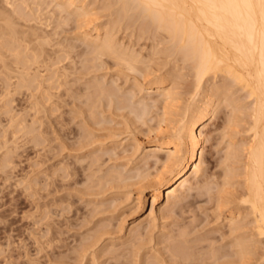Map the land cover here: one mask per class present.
Wrapping results in <instances>:
<instances>
[{
  "label": "bare ground",
  "instance_id": "6f19581e",
  "mask_svg": "<svg viewBox=\"0 0 264 264\" xmlns=\"http://www.w3.org/2000/svg\"><path fill=\"white\" fill-rule=\"evenodd\" d=\"M85 0H0V84L1 85H3L4 84V86H5V91H4V93H7V96H8V94L10 93V91L11 90H19V91H22V90H25V92L26 93H28L27 92V90L28 91H30V88H32V90H34V89H40L41 90V88L42 89H44V92L42 91L41 93H42V96H43V94L45 95L46 93V91H47V89H49L48 91H53V89H54V91H55V89L57 90V89H59L60 87L59 86H61V87H63L64 88V85H66V83L64 82L65 80H66V78H67V74H68V71H69V69H66V67L68 68L69 67V64H70V62L69 61H71V58L73 57V56H75V55H71V53L72 52H76V48L78 47V46H80V50L78 51V53L80 54L81 52L80 51H82L83 53H84V51H85V54H83V55H85L84 56V58L86 59L87 58V60H89V61H91L90 60V58L88 59V57H87V55H88V51H86V48H87V46L86 45H88V46H90L89 48L91 49L90 50V52H92V53H90L91 55L93 54V60H97L98 62H99V59L101 60L100 62V64L102 65L103 63L102 62H104L105 63V66H106V64H107V60L108 59H110V60H112L114 63H113V65H112V61H109L110 63H111V65L113 66V67H116V64L117 65H119V67L121 66V68L122 69H124V72H125V70H127V71H131V72H135L136 74H139V76L137 75V78H136V75H135V77H134V82H133V84H131V85H133L132 87H134L135 86V88H132L131 89V92H132V94L135 92L136 93V91H138V93L136 94L137 96H138V94H139V92L141 93V91L143 90V89H145V88H143V86L144 85H146L147 86V88L150 90L149 92H155L156 94L154 95V93H153V95L155 96V98H152V102H157V101H159L161 104H160V107H161V105H162V110L164 111H160V112H162V113H159V115L162 117V119L163 120H158V119H161V117L160 118H158V116H157V121H159V124L161 123V125H163L162 124V122L163 121H166L167 119V121L168 122H170L171 123V121H169V119H171V118H169L172 114V112H171V110H170V108L171 107H173V106H175V105H177V104H175V100H176V102L178 101V99L177 98H179V97H181L182 96V94H180V93H183L184 92V90H186L188 87V85L187 86H185L186 87V89H183L182 87H184V86H182L181 87V85L180 84H185V83H183V79L181 78V76H182V74L184 73L183 72V66L182 67H180L179 66V64L177 63L178 61H181V63L182 62H185L184 64H189L190 66H191V68H192V71H193V73H188V74H190V76L188 75H185V74H187V71H186V73L184 74L187 78H191L193 75V77H194V79L192 78V79H189V80H192V82H190L187 78H185V77H183V78H185L188 82H189V84H191V83H193V85H192V89L190 90L191 92L189 93V96L187 97V94H186V92H184L183 94L187 97V100H183V101H185V103L182 101V99H181V101L183 102V106H181L180 108L178 107V108H176L177 110V114L176 115H178V116H176L175 118L176 119H174L173 120V123H171L170 125H169V128L165 131V129H164V127H166L167 125V123L165 122L164 123V127H162L163 129H164V131H162L161 129V126H159V124H158V122H157V126H156V129H152L151 128V132H150V129H149V131H148V133L150 134V135H152V138L149 140V141H147L148 143H147V145L145 146V147H139V145H137V144H139V143H134L133 142V140H131L130 138V141H129V143L131 144V141H132V143H134L133 145H135V146H131L130 144H128L127 142H125V143H127V145H130V148L129 149H131V147L133 148V147H135V149H133L134 150V152H136L137 154H138V151H140L139 152V157L137 158V160L136 161H138L137 162V167L135 168V163H134V168L136 169V171H135V169H132L133 171H135V175L134 174H130L129 176H128V174L126 175V176H128V177H126L125 175V177L126 178H124V176H123V174H121L122 173V171L124 172V171H127V173H129L128 171L129 170H125L126 168H125V166H123L122 167V171L117 175L116 174V167H115V169L112 167L113 165H115V164H111L112 166V168L109 166V168H110V170L111 169H114V172L115 173H113V174H116L117 175V177L118 178H116V175H113V174H111V175H113L114 177H112L111 175V177L115 180V179H117V181L119 180L120 182H122V183H125V185H123V186H125L126 187V185H127V189H129V188H132L131 186H133V187H137L138 189H137V196H136V198H135V204L134 203H132V204H134L135 205V207L133 206V210H134V212H136V211H138V210H140L141 208H142V206H143V204H144V199H145V197H149L150 198V200H151V204H150V206H149V208H148V211L146 212V214L145 215H141V216H139L137 219H135L134 221H133V224L130 226V228L128 229V231H129V234H131L130 236H132V237H135V238H133V240H135V243L134 244H136L138 241H136V239L138 238L140 241V243L138 242L137 244H136V246L138 245L139 246V244H140V248L137 246V247H132L134 244H133V241L132 242H130L131 244H133V245H131V247L132 248H139V250L140 249H142V245H143V247L144 246H146V244L145 243H147L148 241L150 242V243H152L153 242V240H155V238L157 237V235H153V236H156L154 239L152 238L153 236L151 235L150 236V239H148L149 237L147 236V235H150V234H152V233H154V231L156 230V229H158V228H156V227H158V226H162V223L160 224V225H156V221H157V219L158 218H160V219H162L163 217H164V215L166 214V213H170L171 212V215H172V213H173V211L175 210V208H178L179 209V207H181V205L183 204V203H185L186 202V200L190 197V196H192L191 194H190V192L192 191V190H195V189H198V191L200 190V188L201 189H204V190H206L207 189V187H206V185L207 186H209L208 184L211 182L208 178H206V180H207V182H208V184H206V181H205V184L203 183V180H205V178L204 179H202V181L200 182L199 180H198V178H197V175H198V173L200 172L201 173V170L203 171V168H206V167H203V165H204V161H205V157L203 156L204 154H203V143L206 141V138H207V141H208V139H209V136L207 137L206 135H207V128H208V124H209V122L210 121H212L211 119L215 116V115H217V113H218V111L217 110H219V109H217V108H219L220 106H221V108L224 106V107H227V105L228 106H233V105H235L236 107H237V104H239V103H237L236 102V104L234 103L233 105L231 104V103H233V97L232 98H230V96H229V98H228V95L229 94H231L230 92H229V90H230V88H229V84H230V82L231 83H234V86L233 85H230L231 87L233 86V88H231V90L233 89L234 90V87L235 86H237V87H240V89H242L245 93H246V96L249 98V100H250V103H251V108H249L250 109V114H249V118H248V120L247 121H243V123H242V121H240L241 119H242V116L240 115H238L239 113H241V111L237 114V113H235L236 111H233V112H229L230 114H229V118L231 117V118H233V119H231L230 118V120H228L229 118L227 117H225V121H226V123H229V125L231 124V121H233V126H234V121H235V119H236V121L238 120V119H240V120H238L240 123H242L241 125H243V127H244V129H245V133H247V134H243L239 129V133L241 132L242 133V138H243V135H246L245 136V138L247 137V141H244L243 142V145H238L239 147L237 148V147H234V149H240V147L242 146L243 148L241 149L243 152H241L240 150H239V152H237V150H234L232 147L233 146H231V147H229V145H230V141H228V143H229V145H228V143L226 144V149H227V147H228V154H231V156L230 155H227V158H226V155H224V157H223V163H224V161H226V163L228 164V167L230 168L232 165L231 164H229L230 162V158L232 159L233 157L232 156H234V152L232 151V149L234 150V151H236V153L238 154V155H240V153H243V159H242V157H241V155H240V157H238V155H236V153H235V155H236V158L238 157L239 159H240V161L241 160H243V162H242V168L240 167V165H241V162H240V164H239V159L237 160V159H234L233 158V160H237V162L238 163H236V162H234L233 160H232V164H233V166H234V163L235 164H239V167L241 168V171L238 169H233V167H231L232 169H233V171H236V172H238L241 176H237L238 177V180H239V178L240 179H242V180H240V182H239V184L237 185V184H235V185H237L236 187H238V188H236L235 190V192L233 191V192H230L231 190H229V191H227V187H231L230 185H228L227 184V187L225 188L224 186H223V188H225V190L222 188V186L221 185H223L222 183H224V182H222V180H224L223 178H222V180L219 182V184H221L220 185V187H219V185L217 184V185H215L216 187H217V192H220V190H221V188L223 189V190H221L222 191V196H220L221 194H219V196H220V204H219V207L217 206L218 205V203L216 204V202L218 201V200H216V199H219V198H217L216 196H217V193H215L216 194V196H214V198L216 197V202H214L215 200L212 198V196H210L209 197V199L210 198H212V200H214L213 202L216 204V207H218V209L219 208H221L222 206H223V208H222V210L224 209V211L225 212H227L228 214H229V216L231 217V220L232 221H230L229 222V224H228V227H229V229H227V225H226V229L230 232V233H232V234H234L233 236H232V234L230 235L229 234V236H230V238H232L233 237V246H234V248L233 247H230V248H232V249H234L233 251H231V249H229V251H231V253H227V251L225 250L226 249V247L225 248H223L225 251H220V249H219V247H214L213 245H215L216 243L215 242H217V241H220L221 239H219V240H217V239H214V240H216L215 242L213 241H209L210 243L209 244H207V245H203V243H201V241L199 242V241H195L196 243H193V245H191L190 243H189V241H191V239L192 238H189V234L190 233H194L195 231H192V227H193V230L195 229V230H199V231H201L202 232V230H201V228L203 229V227L201 226V228L199 229L198 227H200L199 225H206L207 226V224H205V222H204V224H199L198 225V227L196 226L195 228H194V226H191L190 224L191 223H189V226H191V231H189V230H187V228L188 227H184V226H182V228L178 231V233H176V235H174L175 236V238L174 239H172L173 241H175V242H173L172 241V243H174V248L173 249H171V250H173V251H168L169 253H170V257H171V259H170V257L169 258H167L166 260L164 259V261H168V259L169 260H171V261H173L174 262V264H264V0H102V1H105L104 3H105V8H104V5H102L100 8H99V10H100V12L101 11H104L103 13H107L105 16H108V17H105V16H101V17H103V19L105 18H107V20L106 21H98V17H96V16H93V11H92V14H91V9H92V6H93V4H91L90 6H88V7H90V8H88L87 9V4H86V2H89V1H87L86 0V2H84ZM93 1V0H92ZM97 0H95L94 2H96ZM100 1V0H99ZM101 1V3L103 4V2ZM93 2V3H94ZM92 3V2H91ZM97 3V2H96ZM95 3V4H96ZM89 4H90V2H89ZM94 4V5H95ZM98 4V3H97ZM115 5V7L113 8L112 6H114ZM97 6V5H96ZM95 6V7H96ZM95 9V8H94ZM98 9V8H97ZM102 9H105V10H102ZM99 10H97V11H99ZM107 10V11H106ZM103 13H102V15H103ZM72 14H74L73 15V17H74V23H73V21H71L70 20V16H72ZM98 14L99 15H101V13H99L98 12ZM98 15V16H99ZM100 18V17H99ZM72 19V18H71ZM101 19V18H100ZM70 20V21H69ZM67 21H69V22H71V24L72 25H76L75 27H76V29H79L78 30V32L77 33H80L81 32V29L83 30L80 34H79V36H81L82 37V39H83V41H84V43L86 44H83V45H80L81 44V39L80 40H78V41H76V40H72L73 41V43H75V41H76V43L77 42H80L79 43V45L77 44V46L75 47V51H73V45H72V43H68V44H70V45H66V43L67 42H69V41H67L66 43H65V41L67 40V39H65V40H62L63 41V43H62V41L59 43L58 41H57V39H59V37H61L60 35H61V31H62V29H61V31H59L60 30V27H62L64 24H66V25H68L66 22ZM76 23V24H75ZM122 24V25H121ZM66 25H64V27L66 26ZM70 25V24H69ZM69 25H68V27H69ZM120 27L121 29L119 30V31H122V28L123 27H125L124 29H125V31L123 32V34H127V32H128V35H129V30H131L130 29V27L129 26H134L135 27V30L133 31V29L134 28H132V33H131V36H133V34L134 35H136V38H140V37H142V35L143 34H145V36H146V38L145 39H150V42H152L153 41V44H151L150 43V45H152V49L153 50H151V51H153L152 52V54H155V53H157V54H159V61L157 60V59H154V60H156V61H158L157 63H155L154 64V67H150V65L149 64H151V66H152V63L153 62H155L154 60H152L153 59V57L151 58V57H149V56H152V55H149L150 54V52H149V54H147V56H145L146 57V59L148 60L147 61V63H148V65L149 66H147V65H143V64H145V63H143V64H140V61H141V59H140V57H139V54L140 53H143V52H141L142 51V49L144 48H146L144 45V47H142V49L141 50H138L137 51V49H136V51L138 52V54L136 53V52H133L132 51V46H131V50H130V48L128 47V46H126V47H124L123 45L124 44H122V41H123V39L126 37V36H128V35H122V38H120V39H122L121 40V42L119 41L120 39H118V34H116L117 35V37L116 36H114L115 35V33L113 34V30H115V28L116 27ZM67 27V26H66ZM71 27V26H70ZM128 27H129V29H128ZM81 28V29H80ZM84 28H86L85 30H84ZM59 29V30H58ZM70 30V28H67V30ZM74 29V30H73ZM59 31V33L60 34H58V31ZM72 30H73V32H76L75 31V28H73V26H72ZM116 31H118V29H116ZM127 31V32H126ZM62 33H63V31H62ZM117 33V32H116ZM122 33V32H121ZM57 34L59 35V36H57ZM75 35H76V33H74ZM73 34V35H74ZM119 34H120V32H119ZM71 35V34H70ZM57 37V39H56V45H54V44H52L53 45V47L55 46V47H57V46H59L60 45V48L59 47H57V48H52V47H50L49 48V46L48 45H50V46H52L51 44H50V41H52L51 39H53L52 37ZM63 36V35H62ZM68 37H69V35H67ZM67 36H66V38H67ZM121 36V35H120ZM144 36V35H143ZM55 37V38H56ZM73 36H71L70 38H72ZM80 37V38H81ZM129 37V36H128ZM134 37V36H133ZM54 38V39H55ZM69 38V39H70ZM74 38V37H73ZM53 39V41L55 42V40ZM61 39V38H60ZM63 39V38H62ZM76 39V38H75ZM78 39V38H77ZM132 39V38H131ZM133 39H135V38H133ZM128 40H130L129 38H128ZM139 40V39H138ZM143 40V39H142ZM52 41V42H53ZM71 41V40H70ZM83 41H82V43H83ZM129 42V41H128ZM127 41H126V45H129V43H128ZM130 42H132V41H130ZM149 42V41H148ZM65 43V45H66V47L63 45ZM128 43V44H127ZM146 43V42H145ZM48 44V45H47ZM59 44V45H58ZM63 45V47H62V45ZM132 44V43H131ZM144 44V43H143ZM158 44H160V45H158ZM85 45V46H84ZM146 45H148V43L146 44ZM149 45V46H150ZM47 46V47H46ZM82 46V47H81ZM130 46V45H129ZM157 46H159L160 47V49L158 48V50L156 49V47ZM84 47H86V48H84ZM134 47V46H133ZM138 47V46H137ZM140 47H141V45H140ZM82 48H84V49H82ZM138 49H140V48H138ZM148 49H150V48H148ZM154 49L155 50H157V51H154ZM72 50V51H71ZM88 50V49H87ZM147 50V49H146ZM140 51V52H139ZM148 51V50H147ZM86 52H87V55H86ZM77 53V52H76ZM75 53V54H76ZM77 53V54H78ZM146 53H148V52H146ZM61 54H63V58H60L61 56ZM80 55H82V53L80 54ZM79 55V57H81ZM140 56H142V55H140ZM156 56V55H155ZM155 56H154V58H155ZM161 56V57H160ZM78 57V59L79 60H81L82 59V61H80V63H82L83 61H84V58L83 57H81V58H79ZM75 58V57H74ZM73 58V59H74ZM105 58V59H104ZM69 61H68V60ZM107 59V60H106ZM146 59H145V61H146ZM62 60H65L64 62H62ZM107 62H106V61ZM143 60V59H142ZM66 61H68L69 62V64H66L65 62ZM86 61V60H85ZM94 61V62H95ZM144 61V62H145ZM150 61H152V63L150 62ZM76 61L74 60V63H75ZM109 62H108V64H109ZM143 61H141V63H142ZM62 63H64L65 65H68V66H65L64 64H62ZM78 62H76V64H77ZM138 63H139V65H138ZM146 63V64H147ZM56 64H58L57 65V67H56ZM60 64H62V65H60ZM96 64L97 65H99L97 62H96ZM107 64V65H108ZM114 64H115V66H114ZM157 64V65H156ZM186 64V66L189 68V69H191L190 68V66L189 65H187ZM60 65V66H59ZM94 65V63H92V65L91 66H93ZM110 65V64H109ZM143 65V66H142ZM182 65H183V63H182ZM55 66V67H54ZM62 66V70H61V67ZM74 66V65H73ZM85 65L83 64V67H84ZM90 68H89V67ZM88 66H85L86 68L84 69V70H86L85 72L86 73H88V75L86 74V73H84L83 74V71L81 70V69H79V67L78 66H74V68L76 69V70H74V72H77V73H75V75H80V76H85L86 78H87V76L89 77V75H91V74H89V69H91V66L88 64ZM95 67H96V65H94ZM93 66V68L94 69H91V71L92 72H96L97 70L96 69H98V71H101V69L102 70H106L107 68L104 66V65H102V66H104L103 68H100V70H99V66H97L96 68ZM111 66V67H112ZM156 66V67H155ZM185 66V67H186ZM53 67V68H52ZM76 67H78V68H76ZM113 67L112 68H110V70H108L107 69V71L106 72H108V71H111V69H113ZM117 68V70L118 69H120V68ZM180 68H182V69H180ZM187 68V70H189ZM61 71H63V69H65L67 72H66V74H64L65 72V70L63 71L64 73H62V72H60V70ZM79 69V71H77ZM179 69L182 71L181 72V75H180V77H179V79H178V81L176 80V78H178L177 77V73L179 72ZM82 72H81V71ZM96 70V71H95ZM115 70H116V68H115ZM116 70V71H117ZM176 70H178L177 72H176ZM87 71H89V72H87ZM115 71V73L117 74V72ZM176 72V76H175V81H177L176 83H175V85H173V83H172V76L173 75H175L174 73ZM189 71H191V70H189ZM191 71V72H192ZM80 72L82 73V75L80 74ZM91 72V73H92ZM124 72H123V74H124ZM130 72V73H131ZM100 73V72H99ZM98 73V74H99ZM103 73V72H102ZM109 73V72H108ZM118 73H119V71H118ZM155 75H154V74ZM97 73H95L94 75H96ZM103 74H105V73H103ZM110 74H111V72H110ZM153 74V77H151L150 75H152ZM173 74V75H172ZM191 74H193V75H191ZM73 75H74V73H73ZM119 75V74H118ZM117 75V76H118ZM122 75V74H121ZM131 76L133 75L132 73L130 74ZM178 75V76H179ZM62 76L64 77V79H63V81L61 80V78H62ZM79 76V77H80ZM92 77H93V73H92V75H91ZM91 76L89 77V79L91 78ZM129 76V75H128ZM84 77V78H85ZM94 77H98V75L97 76H94ZM119 77V76H118ZM117 77V78H118ZM133 77V76H132ZM138 77L139 78H142V79H138ZM151 77V78H150ZM220 78L221 80V83L220 84H218L219 82L217 81V78ZM84 78H82V79H84ZM85 78V79H86ZM92 78L91 80H93V79H95L94 81L96 82V80L99 78ZM104 78H105V76L104 75H102L101 76V74H100V78L99 79H101V82H102V80H104ZM107 78H109V75H108V77ZM116 78V77H115ZM116 78V79H117ZM125 78H126V74H125ZM128 78V77H127ZM131 78V77H130ZM173 78H174V76H173ZM218 78V79H219ZM76 79H78V78H76ZM76 79H74L73 78V80H76ZM110 79V78H109ZM108 79V80H109ZM180 79H182V83L180 82V84H179V80ZM229 79V80H228ZM72 80V81H73ZM80 80L81 79H78V82H77V84L80 82ZM87 80V79H86ZM107 80V81H108ZM112 80V79H111ZM122 79L119 77V79L118 80H116V82L118 83L119 81H121ZM128 80V82H129V79H127ZM132 80V79H131ZM130 80V81H131ZM174 80V79H173ZM186 80H185V82H186ZM209 80H211V82L209 81ZM226 80H228L227 82H226ZM72 81H70V82H72ZM77 81V80H76ZM87 81H89V80H87ZM98 81V80H97ZM110 81V80H109ZM123 81V80H122ZM133 81V80H132ZM181 81V80H180ZM210 82V84L208 83V82ZM86 82V81H85ZM84 82V83H85ZM95 82H93V83H95ZM98 82H100V80L98 81ZM106 81L104 80V82L103 83H99V84H92V82L90 83V81L89 82H87V86H90L89 85V83L91 84V87H92V85L94 86V87H97L96 89L98 90L97 92H96V95H97V93H100L99 94V97H101L102 95H104L103 97H104V99H106V101L108 102L107 103V107L108 108H110L109 106H111V108L110 109H112V106H114L113 108L115 109V111H116V113H118L119 114V112H118V109L120 108V107H122V104H123V107H124V109H123V107L122 108H120V109H123V111L125 110V109H127V111H128V108L127 107H129V105L127 106L126 104H128V103H126V102H128L127 100V98H128V96H126L125 98V102H124V98L122 97V96H124L122 93H124V92H122L121 93V91H122V89H120V88H118V91L119 90H121L120 92H115L114 91V89H113V87H111V86H113V84H111L110 83V87L108 86V84L105 86V83ZM112 82V81H111ZM187 82V83H188ZM229 82V83H228ZM58 83V84H57ZM81 83H83V82H81ZM81 83H79V85H77V91L76 92H78V91H80L81 90V88L79 87V86H83L84 87V83L83 84H81ZM106 83H108V82H106ZM113 83V82H112ZM121 83V82H120ZM119 83V85L121 86H123V87H125L127 84H125V83H127V82H125V81H123L122 83H124V84H120ZM170 83H172V85L170 84ZM179 84L180 86H179V89L181 88L183 91L181 92L180 90L178 91L179 92V94L177 93V92H174V91H176L177 90V88H178V85H177V87H175V88H173L174 86H176V84ZM186 83V84H187ZM208 84V85H205V84ZM55 84H57L56 86H55ZM70 85H72L71 83H69ZM73 84H75V82H73ZM104 84V85H103ZM168 84H170L171 85V89L170 88H168L167 86H168ZM63 85V86H62ZM118 85V84H117ZM190 85V86H191ZM3 86V87H4ZM52 86L54 87V88H52ZM73 86V85H72ZM76 86V84L73 86V87H75ZM119 86V87H120ZM145 86V87H146ZM57 87V88H56ZM70 87V86H69ZM72 87V88H73ZM109 87V88H108ZM52 88V89H51ZM62 88V89H63ZM72 88H70V89H72ZM79 88H80V90H79ZM85 88V87H84ZM84 88H83V91H84ZM127 88V87H126ZM146 88V89H147ZM46 89V90H45ZM51 89V90H50ZM61 88L59 89V90H57V91H55V92H57V94H58V92H60V90H62ZM69 89V90H70ZM76 90V88H73V90ZM92 89V92H95V91H93V89H95V88H90L89 89V87H88V92H90L89 90H91ZM135 89V90H134ZM138 89V90H137ZM175 89V90H174ZM39 90V91H40ZM72 90V93H70L69 92V94L70 95H68V96H70L71 98L75 95L76 96V94H79V93H74V91ZM125 90H128V89H125ZM125 90H123V91H125ZM172 90H174V91H172ZM230 90V91H231ZM54 91L51 93L52 95H53V98H55V97H57V96H55L56 95V93H54ZM64 91V90H63ZM82 91V90H81ZM187 92H189L188 90H186ZM12 92V91H11ZM32 92V91H31ZM50 92H49V96H50ZM88 92H87V95H89L88 94ZM91 92V93H92ZM127 91H125V93L124 94H128V92L126 93ZM144 92V91H143ZM147 92H148V90H147ZM32 93H34V95L36 94V95H38V93H37V91L35 90V92H32ZM32 93H29V95H31ZM40 93V92H39ZM40 93V94H41ZM118 93V94H117ZM119 93H121V94H119ZM135 93L133 94V96H135ZM234 91H233V95H234ZM38 95V96H41V95ZM61 93H59L58 94V98L59 97H61V95H60ZM74 94V95H73ZM147 94V93H146ZM6 94H4V96H5ZM13 95V94H12ZM33 95V94H32ZM31 95V96H32ZM51 95V96H52ZM86 95V97H88V98H92L93 99V97H91L92 95H94V93L93 94H90V96H87ZM101 95V96H100ZM129 95V94H128ZM148 95H149V93H148ZM148 95H143V97L139 94V96H141L142 98H144V96H145V100H147L148 101ZM152 95V96H153ZM179 95H181V96H179ZM183 95V96H184ZM3 96V98L1 97V99H4V98H6V97H4ZM38 96H34V100L36 101L37 100V103L39 102V100L37 99V97ZM45 96H47V95H45ZM50 96V97H51ZM79 96H81V95H79ZM136 96V97H137ZM153 96V97H154ZM175 96H179V97H175ZM184 96V97H185ZM8 97H10V96H8ZM7 97V98H8ZM62 97H63V95H62ZM77 97H78V95H77ZM77 97H73V100H74V98H75V100H76V98ZM84 97V96H83ZM82 97V98H83ZM85 97V99H87ZM96 97H98V96H96ZM95 97V98H96ZM99 97H98V99H97V102H99L98 100H99ZM103 97H101V98H103ZM106 97V98H105ZM140 97V98H141ZM149 97H150V99L149 100H151V96L149 95ZM185 97V98H186ZM236 97V96H235ZM32 98V97H31ZM36 98V99H35ZM41 98V99H40ZM44 98H46V97H44ZM79 98V97H78ZM184 98V99H185ZM227 98V99H226ZM236 98H238V97H236ZM39 99H40V104L42 105V102L41 101H43L44 99L42 98V97H39ZM43 99V100H42ZM52 99V98H51ZM96 99L94 100H92V103H93V105H90L91 106V108L90 109H92V106H94L95 105V103H96ZM137 99V98H136ZM136 99H134V98H132V100L134 101V100H136ZM229 99V100H228ZM232 99V101H230ZM235 99V98H234ZM10 100H11V98H10ZM34 100H33V98H32V101H33V103H35L34 102ZM46 100V99H45ZM44 100V101H45ZM74 100V101H75ZM90 100L91 99H89L88 100V105L91 103L90 102ZM139 100H141V99H139ZM138 100V101H139ZM144 100V102H141V101H139V102H141V103H139V102H135V104H133L132 102V104L134 105V107H135V105L137 106V107H135V108H132V110L130 109V111L129 112H132L133 114H131V113H129V114H131V119H135L136 121H139V122H135V123H138V124H140V122H142V124H143V122L144 121H146L145 120V116H146V114L148 115L149 114V112H151L152 110L150 109V108H152V106H153V104H151L152 102H147V101H145ZM226 100H228V101H230L229 103L231 104V105H229L228 104V101L226 102ZM7 101H8V103L10 102L8 99H7ZM7 101H4V104H5V107H6V104H7ZM11 101H13V100H11ZM32 101H31V103H29V107L30 106H32V105H34L33 103H32ZM47 101H49L48 100V97H47ZM47 101H45V102H43V105L41 106V105H38L37 103V105L36 106H39V107H41V109H45L46 108V106L47 107H52V103L54 102L53 101V99H52V101H51V104L50 103H48ZM73 101V102H74ZM84 102V104L86 103V101L87 100H83ZM95 101V102H94ZM102 101V103L101 104H105L106 103V101L105 100H102V99H100V102ZM105 101V102H104ZM179 101H180V99H179ZM177 102V103H179V104H181L180 102ZM225 101V102H224ZM235 101H237V99L235 100ZM234 101V102H235ZM1 102H3V100H1ZM0 102V104L2 105L3 103H1ZM6 102V103H5ZM46 102L48 103L47 105H45V108H42V107H44V104H46ZM99 102V103H100ZM149 103V104H147V103ZM174 103V105L172 106L171 104H173ZM223 102H224V104H223ZM99 103H96V105H97V107H96V109L95 110H97V108H101V104L100 105H98ZM122 103V104H121ZM124 103H125V105L127 106V107H125L124 106ZM138 103L141 105L140 107H138ZM225 103H227V105L225 104ZM11 104H12V102H11ZM31 104V105H30ZM103 104V105H104ZM113 104V105H112ZM151 104V107L149 106ZM178 104V105H179ZM223 104V105H222ZM241 104V103H240ZM0 105V106H1ZM10 105V104H9ZM8 105V106H9ZM49 105V106H48ZM242 105V104H241ZM241 105H239V109H241ZM3 106V105H2ZM54 106H55V103H54ZM54 106L52 107L53 109V111L51 112V110L49 111V112H47L48 111V109H47V113H49V115L50 116H52V113L57 109V107L54 109ZM57 106H59V105H57ZM79 106H80V102H79ZM85 106H87V104L85 105ZM99 106V107H98ZM105 106V105H104ZM104 106H102V110H104ZM106 106H105V109H108V108H106ZM116 106H118L119 108L118 109H116L117 107ZM148 106H149V108H148ZM233 107V109L234 108H236V107ZM241 106V107H240ZM77 107V108H76ZM3 108H4V106H3ZM2 108V109H3ZM11 109H7V108H4V111H3V113L7 116V114L9 113V112H7V111H10V110H12V107H10ZM35 107H33V108H29V110H31V111H33V113L36 115L37 113H35L36 112V110L38 109L37 107V109L35 110L34 109ZM75 108L76 109H79L78 108V104H77V106H75ZM131 108V107H130ZM221 108H220V110H221ZM229 108V107H228ZM243 108V107H242ZM1 109V110H2ZM6 109V110H5ZM34 109V110H33ZM41 109H39L40 111H41ZM110 109H108L107 111H109ZM149 109V110H148ZM178 109H180V110H178ZM223 109V108H222ZM231 109V111H232V108H230ZM229 109V110H230ZM0 110V111H1ZM46 110V109H45ZM85 110H86V108H85ZM84 110V112H86V114H87V111H85ZM88 110V109H87ZM95 110H93V111H95ZM102 111L101 109H98L97 111ZM151 110V111H150ZM219 110V111H220ZM235 110V109H234ZM236 110H237V112L239 111L238 110V108H236ZM242 110V109H241ZM44 110H42L41 112H43ZM72 111V110H71ZM78 111H80V110H78ZM77 111V113L79 114V112ZM112 110H110V112H111ZM122 111V110H121ZM122 111V112H123ZM126 111V110H125ZM175 111V110H174ZM216 111H217V113H216ZM2 112V111H1ZM11 112V111H10ZM38 112V111H37ZM45 112V111H44ZM89 112H91V114H89V117H90V115H91V118L96 114V117H97V114L99 113H97L96 111L95 112H92V110H90ZM105 112V111H104ZM122 112L120 113V114H122ZM13 113V112H12ZM81 113V112H80ZM101 113V112H100ZM103 113V112H102ZM106 113V112H105ZM116 113H114L113 111H112V114L111 115H113V116H115V117H120V114L118 115H116ZM124 113V112H123ZM125 113H127V112H125ZM124 113V114H125ZM220 113V112H219ZM249 113V112H248ZM248 113H244L243 115H245L246 116V114L248 115ZM87 114V115H88ZM104 114V113H103ZM103 114H101L100 116L101 117H103L102 115ZM107 114V113H106ZM115 114V115H114ZM162 114L164 115V117L162 116ZM175 114V113H174ZM231 114H233L232 116H231ZM14 115V114H13ZM54 115V117L53 118H55V114H53ZM81 115L82 114H79V115H75L76 116V119L78 120L79 118L81 119H83V116L85 115H82V117H81ZM109 116V117H113V116ZM170 115V116H169ZM123 115H121V117H122ZM126 116V117H125ZM127 116H128V114L127 115H124L122 118H125V119H123V120H128L129 118H130V115H129V118H127ZM12 116H11V114H10V118H11ZM49 117V116H48ZM57 117V116H56ZM79 117V118H78ZM88 117V116H87ZM101 117H97V118H100V120L102 119ZM156 117V116H155ZM178 117V118H177ZM236 117H238V119L236 118ZM247 117L248 116H246V119H247ZM8 118H9V114H8ZM7 118V119H8ZM8 119V120H12L14 117H12V119ZM74 118V117H73ZM85 118H86V116H85ZM97 118H96V121H97ZM104 118H106V119H108V117H104ZM110 118V119H111ZM122 118L120 119V121L122 122ZM16 120H17V118H15ZM15 119H13L14 121H15ZM58 119V121H59V123H60V121H62V118H57ZM57 119H55V121L54 122H57L56 120ZM61 119V120H60ZM72 119V118H71ZM71 119H70V121H68L69 123L71 122ZM81 119V120H82ZM87 119H90V118H86V120L85 121H87L85 124H84V126L86 125L87 127H92L90 130H91V132L89 131V130H87L86 129V133H88V134H90L91 133V135H93L94 133L92 132V130L93 131H95V129H96V125L95 126H91L92 125V123H91V121L89 122ZM92 119H94V117L92 118ZM110 119H109V121H110ZM115 119V118H114ZM118 119V118H117ZM143 119H144V121H143ZM150 119V118H149ZM151 119H152V117H151ZM151 119H150V121H151ZM227 119V120H226ZM243 119H245L244 117H243ZM18 120H20L19 118H18ZM49 120H50V118H49ZM84 120V119H83ZM102 120H105V119H102ZM116 120V119H115ZM114 120V121H115ZM132 120V121H133ZM153 120V119H152ZM214 120V119H213ZM14 121H12V122H14ZM72 121H73V119H72ZM84 121V122H85ZM93 121H95V120H93ZM114 121L112 120V122H113V126H115V123L117 122H115L114 123ZM120 121L119 122H117V126H119V128H120V126L121 125H124V124H122V123H120ZM131 120L129 121V123L130 122H132ZM161 121V122H160ZM235 121V122H236ZM10 122V121H9ZM12 122L11 123H8L9 125H11V127H10V130H11V132L13 133L15 130L13 129V124H12ZM18 121H16V123H17ZM26 122V121H25ZM32 122H34V121H32ZM50 122H52L51 120H50ZM83 122V121H82ZM83 122V123H84ZM89 122V123H88ZM102 122H104V121H102ZM105 122H106V120H105ZM104 122V123H105ZM112 122H110V124H108V125H111V123ZM124 122V121H123ZM128 123V121H125L124 123ZM15 122H14V124H16ZM49 123V122H48ZM62 124H63V122H61ZM66 123H67V121H66ZM69 123H67V124H69ZM81 123V122H80ZM80 123H78V124H80ZM87 123H88V125H87ZM94 123V122H93ZM100 123H101V121H100ZM103 123V124H104ZM107 123H108V121H107ZM107 123H105L106 125H107ZM120 123V124H119ZM127 123L125 124L126 126H125V128H127V126L128 125H130L129 123H128V125H127ZM145 123V122H144ZM239 123V124H240ZM20 124V123H19ZM33 124V123H32ZM50 124H52V123H50ZM91 124V125H90ZM97 124V123H96ZM103 124L101 123V125L102 126H100L101 128H102V130H103V132H106L107 130H106V128L108 127V130H110L109 128H110V126H105V124H104V126H103ZM119 124V125H118ZM134 124V122L130 125V126H128V127H130L129 129H131L132 127L134 128V126H132ZM141 124V125H142ZM147 124V123H146ZM145 124V125H146ZM237 124V123H236ZM239 124H238V127L237 126H232L233 128H234V130H233V128H231L232 129V131H234V134L236 133V134H238L236 131H237V129H236V127L237 128H239V127H242L241 125L239 126ZM9 125L6 127L7 128V130H9ZM52 125H54V124H52ZM57 126H59L58 124H56ZM100 125V124H99ZM210 125H212L211 124V122H210ZM228 125V124H227ZM228 125V126H229ZM232 125V124H231ZM231 125L229 126V127H231ZM15 126H17V124L15 125ZM14 126V128H16ZM28 126V125H27ZM34 127H35V122H34V125H33ZM49 126H51V125H49ZM62 126V125H61ZM65 126V125H64ZM83 126V127H84ZM117 126H115L116 128H117ZM132 126V127H131ZM149 126V125H148ZM159 126V127H158ZM21 127V126H20ZM33 127V128H34ZM60 127V126H59ZM65 127H67V128H70V126L68 127V126H65ZM79 127V126H78ZM78 127L76 128L77 130H78V132L80 131L79 129H78ZM86 127V128H87ZM95 127V128H94ZM103 127L105 128V129H103ZM114 127V128H115ZM210 127V126H209ZM242 127V128H243ZM12 128V129H11ZM25 128V127H24ZM81 128V127H80ZM88 128V129H89ZM101 128H99V132H100V130H101ZM111 128H112V126H111ZM114 128H112L110 131H116V133L118 132L117 131V129H114ZM122 128V127H121ZM241 128V129H242ZM17 129H20L19 128V125H18V128ZM27 129V128H26ZM25 129V130H26ZM60 129H61V127H60ZM62 129H64V127L62 126ZM61 129V130H62ZM66 129V128H65ZM72 129V128H71ZM83 129H85V128H82V130ZM123 129V132H124V127L122 128ZM122 129H120L121 131H122ZM128 128L126 129V130H129ZM135 129V128H134ZM134 129H132V130H134ZM235 129H236V131H235ZM12 130H14V131H12ZM31 130H33V129H31ZM36 130V129H35ZM34 130V131H35ZM48 130H49V128H48ZM52 129H50V131H51ZM60 130V131H61ZM75 130V129H74ZM97 131H95V133L96 132H98V129H96ZM102 130H101V132H102ZM104 130H106V131H104ZM119 130V131H120ZM126 130H125V132H126ZM132 130H130V132H133ZM53 132L51 133V135L54 133V131H55V133H57V135H58V133L59 132H56L57 130H55L54 128H53V130H52ZM58 131H59V129H58ZM66 130H64V132H65ZM242 131H243V129H242ZM67 132H70V130L69 131H67ZM66 132V133H67ZM80 132H83V131H80ZM98 132V133H99ZM100 132V133H101ZM123 132H120V133H123ZM147 132V131H146ZM38 133H40L39 131H38ZM61 133V132H60ZM74 133V132H73ZM72 132L70 133V137H71V135L73 134ZM77 133V132H76ZM93 133V134H92ZM107 133V132H106ZM110 133V132H109ZM109 133H108V136H104L105 138H107V137H109L110 135H109ZM112 133V132H111ZM62 134V133H61ZM84 134H85V131H84ZM87 134V135H88ZM97 134V133H96ZM95 134V135H96ZM105 134V133H104ZM51 135H49V136H51ZM53 135H55L56 136V134H53ZM63 135V134H62ZM67 135V136H68ZM74 135V134H73ZM78 135H79V133L77 134V137H78ZM89 136V137H93V136ZM103 135V134H102ZM107 135V134H106ZM112 135V139H113V134H111ZM114 135H115V133H114ZM209 135V134H208ZM7 136V135H6ZM14 136V135H13ZM12 136V137H13ZM75 136V135H74ZM57 137V136H56ZM60 138H62L61 136H59ZM59 137H57V138H59ZM80 137V136H79ZM78 137V138H79ZM95 137V136H94ZM94 137L92 138V140L94 139ZM110 137H109V140H110ZM116 137V136H115ZM114 137V138H115ZM130 137V136H129ZM4 138V137H3ZM8 138V137H7ZM6 137L4 138V139H7ZM47 138V141H49L50 139L49 138H51V139H55V138H52V137H46ZM64 138V137H63ZM62 138V139H63ZM85 138V137H84ZM88 137L86 136V140L85 139H83V137L81 136V139L83 140V142H81V143H79L78 144V146L76 147V148H74V149H76L75 150V154H82V153H85V152H89L90 150H94L96 153H98L99 154V151L97 152L96 151V149L98 148H95L94 146V149H93V147L91 146V144L93 143L94 145H96L97 144V142L99 143V140L98 139H94V141L96 142V144H95V142H93L92 141V143H91V141L90 140H88L87 139ZM98 138V137H97ZM101 138V137H100ZM99 138V139H100ZM103 139V138H101V139H103V140H101L100 139V141H104V142H102V144H104L106 141L107 142H110V141H108V139ZM3 139V140H4ZM60 140V141H63V140ZM65 139H67V137L65 138ZM128 139V140H129ZM135 139V138H134ZM9 140V139H8ZM57 140V139H56ZM71 139H69L68 141H70ZM73 140H75V139H73L72 138V142H73ZM85 140V141H84ZM96 140H98V141H96ZM7 140H5L4 141V144H3V146H5V145H7V142H6ZM51 141H54V140H50V143H48V147H46L47 149H49L50 147H51V145L53 146V142H51ZM76 141H79V139L77 140V138H76ZM76 141H74L75 142V145H77L76 144ZM81 141V140H80ZM124 141H126V140H124ZM136 141V140H135ZM1 142H3V141H1ZM57 142H59L58 140H57ZM65 142V141H64ZM73 142V143H74ZM113 142H114V140H113ZM242 142V141H241ZM240 142V144H242ZM10 143H12V141L10 142ZM13 143H14V141H13ZM52 143V144H51ZM60 143H62V142H60ZM66 143V142H65ZM68 143V142H67ZM101 143V142H100ZM100 143L99 144H97V146L99 145V146H102V144L100 145ZM124 143V144H125ZM92 144V145H93ZM110 144H111V142H110ZM114 144V143H113ZM112 144V145H113ZM116 144V143H115ZM119 144H121L122 145V143H119ZM205 144V143H204ZM9 145V144H8ZM11 145V144H10ZM50 145V146H49ZM55 145V144H54ZM59 145V144H58ZM61 145V144H60ZM73 145V144H72ZM105 145H107L106 147H108L109 146V144H105ZM111 145V146H112ZM118 145V144H117ZM55 146H57V144L55 145ZM68 146H69V144L67 145V144H64V143H62V145H61V147L59 146V148H62V149H64V150H60L59 148H58V146H57V149H55L56 147H54V150H56V151H54V150H52V149H49L50 151H51V154H52V152H53V154H56L57 152L58 153H61L62 151L63 152H65V150H69V152H68V155H71V149L72 148H68ZM115 146V145H114ZM125 146V145H124ZM142 146V145H141ZM6 147H8V146H6ZM103 147V146H102ZM102 147H100V148H102ZM118 146H116V148H117ZM120 147V146H119ZM122 147V146H121ZM126 147H128V146H126ZM12 148V147H11ZM10 148V150H14V149H11ZM14 148V147H13ZM104 148H105V146H104ZM103 148V150H105ZM230 148V149H229ZM232 148V149H231ZM7 150H9L8 148H6ZM60 150V152H59V150ZM106 149H109V148H106ZM110 149H111V147H110ZM113 149L115 150V148L113 147ZM122 149V148H121ZM126 149V151L127 150H129V149H127V148H125V147H123V150H125ZM49 150H46V152L47 151H49ZM100 150V149H99ZM103 150H102V152H103ZM112 150V149H111ZM114 150H112V151H110L109 153L111 154V152L112 153H117L116 151L114 152ZM117 150V149H116ZM123 150H121V151H123ZM133 150H129V152H127V154H129V153H131V154H129L130 156H128L129 158L131 157V156H135L136 155V153H133V154H135V155H132V151ZM101 151V150H100ZM120 151V152H121ZM126 151L123 153V155L122 156H127L126 155ZM227 151H226V153L225 154H227ZM229 151H232L233 153H231V152H229ZM5 151H3L2 152V155L3 156H6L5 154H6V152L4 153ZM11 152V151H10ZM9 152V153H10ZM55 152V153H54ZM72 152H73V149H72ZM91 152V151H90ZM95 152H93V153H95ZM8 153V152H7ZM12 153H13V151H12ZM74 153V152H73ZM72 153V154H73ZM95 153V154H96ZM104 153H105V151H104ZM119 153V152H118ZM118 153H117V155H118ZM52 154V155H53ZM86 154H88V153H86ZM85 154V155H86ZM94 154V155H95ZM103 154V153H102ZM101 154V155H102ZM107 153H105L104 155H106ZM110 154L108 155L109 157V159H107L105 162H107V161H109V160H113V154H111L112 156H110ZM233 154V155H232ZM10 155V157L12 156L13 157V154H9ZM58 154H56V156H57ZM65 154H63L62 156H64ZM67 155V156H68ZM90 155L91 154H89V157H90ZM94 155H93V157H94ZM2 156V157H3ZM59 156H60V154H59ZM66 156V157H67ZM75 156V155H74ZM92 156V155H91ZM228 156H230V158L228 157ZM9 157V156H8ZM8 157H6V159H4L5 160V165H4V161H3V166H6L9 162H10V160H11V162H13L12 160V158L10 159V158H8ZM51 157H53V159L55 158L54 156H51ZM58 157V156H57ZM69 157V156H68ZM72 157H73V155H72ZM76 157V156H75ZM77 157H78V155H77ZM77 157L76 158H74L73 157V159L74 160H77ZM82 157V156H81ZM80 157V158H81ZM92 157V158H93ZM96 157V156H95ZM98 157H99V155H98ZM102 157V156H101ZM116 157H119V156H116V154H115V156H114V158L115 159H117ZM1 158V157H0ZM5 158V157H4ZM97 158V157H96ZM111 158V159H110ZM126 158V157H125ZM224 158H225V160H224ZM10 159V160H9ZM51 159V158H50ZM60 159H62V158H60ZM66 159V158H65ZM65 159H64V161H65ZM87 160V162H85L86 160ZM84 159V157L82 158V160H77V161H75V163L77 164V165H81L80 167V169H83L82 168V166H83V164H84V162L87 164V163H90L91 165H89V164H87V167H88V165L91 167L92 165L93 166H95L94 164H92V163H97L98 164V162H101V159L99 158V160L97 161V162H92V160H94V158L92 159V160H89V162H88V158L86 157ZM90 159V158H89ZM227 159V160H226ZM63 160V159H62ZM61 160V161H62ZM83 160H84V162H83ZM105 160V159H104ZM111 160V161H112ZM127 160V159H126ZM2 161V160H1ZM60 161V160H59ZM64 161H63V164H64ZM69 161H70V159H69ZM118 161V160H117ZM128 161H130V160H128ZM135 161V160H134ZM11 162H10V164H9V166L11 165ZM65 162H67V161H65ZM92 162V163H91ZM105 162H103L102 164H104L103 166H105V164L107 165V163H110V162H107V163H105ZM120 162V161H119ZM229 162V163H228ZM112 163V162H111ZM114 163V162H113ZM121 163V162H120ZM124 163L126 164L127 162H125L124 161ZM124 163H123V161H122V165H124ZM138 163H142L141 164V166L140 167H138V165H140V164H138ZM225 163V164H226ZM63 164H61V166H59L60 164H58V166L59 167H57L56 168V166H57V164L56 165H54V167H55V169H57L58 170V168L60 169L61 167H62V165ZM96 164V166H97V169H98V167H100V165L98 166ZM65 165V164H64ZM72 166H73V164H71ZM117 165V164H116ZM115 165V166H116ZM121 165V166H122ZM127 165H128V163H127ZM133 165V164H132ZM229 165H231V166H229ZM1 166H2V164H1ZM8 166V165H7ZM8 166V167H9ZM70 166L68 163L66 164V166H63V168H61V171H59V172H61L60 173V175H62V176H64L63 177V180H62V183L65 181V176H66V178L69 176V178H70V176H71V178H74V177H76V175H77V173H78V168L77 167H75V166ZM86 166V165H85ZM107 166V167H108ZM118 166H120V165H118ZM225 166V165H224ZM227 166V165H226ZM226 166H225V168H226ZM236 166H238V165H236ZM235 166V167H236ZM53 166L51 167L52 169L54 168ZM90 167H88V169L90 168ZM107 167H105L106 168V170H108L107 169ZM203 167V168H202ZM227 167V168H228ZM4 168V167H3ZM50 168V169H51ZM92 168V167H91ZM91 168H90V170H91ZM94 168V167H93ZM104 168V167H103ZM102 168V169H103ZM118 168H120V167H118ZM125 168V169H124ZM128 168V167H127ZM131 168H133V167H131ZM151 168V169H150ZM224 168V169H225ZM228 168V169H229ZM51 169V170H52ZM55 169H53L55 172H54V174H56L57 175V170H55ZM79 169V170H80ZM86 171H87V169H86V167L84 168ZM96 169V168H95ZM97 169H96V171L94 170L93 172H98L97 171ZM99 169H101V167L99 168ZM102 169H101V171H100V175H101V172H102V174H104L105 172H103L102 171ZM147 169H150L151 171H152V169H153V171H154V173H153V175H152V172L150 173V172H148L149 170H147ZM50 170V173H52L53 174V170L51 171ZM64 170V171H63ZM85 170H82V172L83 171H85ZM90 170H88V171H90ZM105 170V171H106ZM110 170H108V171H110ZM120 170H121V168H120ZM120 170H118V171H120ZM144 170H147V171H145L144 172ZM206 170V169H205ZM230 170V169H229ZM48 171V170H47ZM86 171H85V173H86ZM87 171V172H88ZM113 171V170H112ZM131 171V170H130ZM224 171V170H223ZM240 171V172H239ZM58 172V173H59ZM62 172L64 173V175L62 174ZM92 171H91V173H93ZM107 172V171H106ZM205 172V171H204ZM229 173V171H227V169L225 170V173ZM230 172L232 173V177H230L229 178V176H231V173H230V175H228V178L226 177V176H223V177H225V178H227V179H229V180H227V182L226 183H228L229 181H230V179L231 178H234L236 175H235V172H234V176H233V172L230 170ZM49 173V172H48ZM47 173V174H48ZM49 173V174H50ZM84 173V172H83ZM90 173V174H91ZM224 173V172H223ZM224 173V174H225ZM227 173V174H228ZM52 174H50L51 176H52ZM94 175L96 174V173H93ZM97 174H99V173H97ZM125 174H126V172H125ZM204 174V173H203ZM202 174V175H203ZM49 175V176H50ZM59 174H58V176H56L55 177V175L53 176L54 178H62V176H60ZM74 175V177H72ZM86 175V174H85ZM93 175V176H94ZM100 175H99V178H100ZM107 174H105V176H106ZM121 175L123 176V178L121 177ZM201 175V176H202ZM207 175H208V173H207ZM210 175V174H209ZM209 175H208V177H209ZM226 175V174H225ZM48 176V177H49ZM51 176L49 177V179L51 178ZM88 176H90L89 175V173H88ZM92 176V177H93ZM98 176V175H97ZM109 175H107L106 177H108ZM136 176V177H135ZM201 176H200V178H201ZM80 177V176H79ZM85 177H87V175L85 176ZM92 177H90V179H89V181H92V182H95V181H93V178ZM96 177V176H95ZM103 177V176H102ZM105 177V179L103 178V180H105V181H107L108 182V180L111 182V180L110 179H108L107 180V178ZM134 177V178H133ZM205 177V176H204ZM237 177H235L236 179H237ZM54 178H51V180L52 179H54ZM58 178V179H59ZM89 178V177H88ZM88 178H85V180H87ZM97 178V177H96ZM99 178H97V179H99ZM111 178V179H112ZM199 178V179H200ZM56 179H55V181H56ZM101 179V178H100ZM100 179L98 180V182L100 181ZM133 179H134V181H133ZM135 179H137V180H135ZM236 179L234 180V179H232V180H234L235 182H236ZM50 180V181H51ZM60 181H58V182H60L61 183V179H59ZM67 180V179H66ZM96 180V179H95ZM103 180H101L99 183L97 182H95L96 183V185L95 186H97L98 184H101V182L103 181ZM231 180V181H232ZM48 182V183H46L49 187L52 185V183L53 184H55V182ZM54 181V180H53ZM69 180H67L66 182L67 183H69L68 182ZM71 181H73V180H71ZM76 181V180H75ZM84 181V180H83ZM88 181V183L87 184H91V186L92 187H90V189L92 188H94L95 186H93V184H92V182L90 183ZM97 181V180H96ZM113 181V180H112ZM116 181V180H115ZM126 181H127V183H126ZM57 182V181H56ZM80 182V181H79ZM85 182V183H84ZM84 182H81L80 184H79V186L77 185L78 184V182H77V184H76V182H74L73 184H76L75 186H78L79 188H80V185L81 186H83L84 184H86V182L87 181H84ZM120 182H119V184H120ZM213 182H216V181H213ZM51 183V184H50ZM61 183V184H62ZM65 183V182H64ZM66 183V184H67ZM82 183H84V184H82ZM103 183V182H102ZM105 183V182H104ZM115 183H118V182H115ZM203 183V185H205L204 187H206V188H204V187H202V184ZM216 183H218V182H216ZM226 183H224V184H226ZM233 183V182H232ZM59 184V183H58ZM72 184V185H73ZM60 185V184H59ZM64 185V187H65V184H63ZM89 185H85V186H83V187H86V186H89ZM102 185V184H101ZM106 185V184H105ZM107 185H108V183H107ZM109 185H110V183H109ZM108 185V186H109ZM129 185V186H128ZM201 185V187L200 188H198L199 186ZM67 186H69V185H67ZM67 186L65 187V188H67ZM74 186V185H73ZM102 186H104V185H102ZM111 186V185H110ZM112 186H113V188H114V182H113V184H112ZM118 186V185H117ZM123 186H121V188L123 187ZM213 186H214V183H213ZM57 187V186H56ZM58 187H60V186H58ZM62 187V186H61ZM98 187H100V185L98 186ZM98 187H95V188H98ZM105 187V186H104ZM212 187V186H211ZM63 188V187H62ZM61 188V189H62ZM77 188V187H76ZM76 188L74 189L73 188V190H76ZM88 188V187H87ZM87 188H82V191H84V195H85V197L87 196V195H89L88 193L89 192H86V194H85V190H83V189H87ZM101 188V187H100ZM99 188V190L98 189H96V191L94 192V193H96V194H101V193H104V191H106L107 189H108V187L106 188V189H100ZM115 188H116V186H115ZM114 188V189H115ZM120 188V189H121ZM124 188V187H123ZM209 188V187H208ZM215 188V187H214ZM58 189V188H57ZM56 189V190H57ZM60 189V190H61ZM71 189H72V187H71ZM117 189V188H116ZM118 189H119V187H118ZM218 189H219V191H218ZM230 189V188H229ZM232 189V188H231ZM59 189L57 190V191H60ZM88 190V189H87ZM94 190V189H93ZM93 190H91V192L93 191ZM98 190V191H97ZM112 190V188L110 189V187H109V189L107 190V191H111ZM124 190H126V188L124 189ZM131 190V189H130ZM135 190H136V188H135ZM201 191V193H205L206 191ZM212 189L211 188H209V189H207V192L206 193H211L212 191H211ZM56 191V192H57ZM70 191V190H69ZM82 191L79 189L78 191H77V193H76V195L78 194L79 196H82ZM197 190H195V192H196ZM197 191V192H198ZM200 191H199V193H200ZM211 191V192H210ZM215 191V190H214ZM90 192V193H91ZM112 192V191H111ZM114 192V191H113ZM112 192V193H113ZM116 192V191H115ZM114 192V193H115ZM120 192V191H119ZM119 192H118V194H119ZM121 192H123V191H121ZM132 191H130V193H131ZM194 192V193H195ZM65 193H67L68 194V188H67V192H65ZM71 193V192H70ZM93 192L89 195L90 197L91 196H93V195H95ZM114 193H113V196H114ZM124 193H126L125 191H124ZM130 193H127V195L129 194L130 195ZM149 193V194H148ZM199 193H198V195H199ZM201 193H200V195H201ZM214 193V192H213ZM221 193V192H220ZM71 194H74V192L73 193H71ZM93 194V195H92ZM105 194H106V192H105ZM117 194V193H116ZM117 194V195H118ZM132 194V193H131ZM214 194V195H215ZM64 195V194H63ZM69 195V194H68ZM108 196H111L112 197V195H110V194H107ZM116 195V196H117ZM124 195H126V194H124ZM65 196V195H64ZM67 196V195H66ZM72 196V195H71ZM97 195H95V198L96 199H98V202L100 203V198L98 197H96ZM98 196H100V195H98ZM105 196V195H104ZM119 196V195H118ZM70 196H68V198H69ZM76 197V196H75ZM84 197V198H85ZM103 197V196H102ZM127 197V196H126ZM131 197V196H130ZM221 197H222V199H221ZM63 198V197H62ZM68 198H66V199H68ZM71 198H74V196L73 197H71ZM81 198V197H80ZM94 197L93 198H90L89 199V201L88 202H92L94 199H95ZM105 198H106V196H105ZM112 198H114V197H112ZM118 198V197H117ZM160 198L162 199V198H165V202H164V204L162 205V206H160L159 207V209H158V202H159V200H160ZM56 200H58L57 199V197L55 198ZM61 199V198H60ZM76 199H77V203H79V201H80V199H79V201H78V198L76 197ZM88 199V198H87ZM108 199V198H107ZM107 199H106V201H107ZM116 199V198H115ZM121 198H119V200H120ZM127 199H129V198H127ZM132 199V198H131ZM56 200H54L55 202H53L52 201V203H57L56 202ZM61 200H63V199H61ZM65 200V199H64ZM70 200V199H69ZM81 200H83V199H81ZM86 200V199H85ZM84 200V201H85ZM103 200H104V198H103ZM110 200H113V199H110ZM110 200H108L109 201V203H111V201ZM118 200V201H119ZM211 200V201H212ZM60 201V200H59ZM58 201V202H59ZM66 201V200H65ZM65 201H63V205H64V202ZM95 201V200H94ZM105 201V202H106ZM107 201V202H108ZM116 201H117V199H116ZM133 201V202H134ZM72 201H70V205L71 206H73V207H76V206H74L75 204H73L72 205V203H71ZM75 202V201H74ZM97 202V201H96ZM103 203H105L104 201H102ZM101 202V203H102ZM60 203H61V201H60ZM60 203H57L56 205H58V204H60ZM66 203V202H65ZM76 203V204H77ZM100 203V204H101ZM102 203V204H103ZM108 203V204H109ZM113 203L117 206V204L116 203H118V204H120V202H115V200H113L112 201V205H113ZM49 204H51V203H49ZM48 204V205H49ZM68 204V205H69ZM80 204V203H79ZM86 204H88L87 202H86ZM93 205H95V206H97L96 208H95V210L96 209H98L99 207H100V204L99 205H97V204H94V202L92 203ZM101 204V207H105L106 205L108 206V204H103L102 205ZM110 204V205H111ZM222 204V205H221ZM53 205V204H52ZM55 205V206H56ZM62 205V204H61ZM62 205V206H63ZM66 205H67V203H66ZM70 205H69V208H70ZM82 205V204H81ZM111 205V206H112ZM213 205V204H212ZM220 205H221V207H220ZM54 206V205H53ZM59 207H61L60 205H58ZM58 206H56V208H51V209H58ZM90 205H88V207H89ZM94 206V207H95ZM114 206V205H113ZM215 206V205H214ZM49 207H51L50 205H49ZM48 207V208H49ZM64 207H65V205H64ZM93 207V206H92ZM100 207V208H101ZM120 206H118L117 208L114 206V208L115 209H117L118 211H119V208ZM130 207H131V205H130ZM215 207V208H216ZM85 208L87 209V205L85 206ZM85 208H83V209H85ZM91 208V207H90ZM106 208V207H105ZM109 208V207H108ZM114 208L112 209V207L111 208H109L108 210L110 211V210H114ZM121 208V207H120ZM124 208V207H123ZM182 208H183V205H182ZM50 209V208H49ZM48 209V210H49ZM60 209H63V207H61ZM76 209V208H75ZM122 209V208H121ZM131 209V210H132ZM181 209V208H180ZM217 209V208H216ZM47 210V211H48ZM52 210V211H53ZM64 210H66V212L69 210H67V208L65 207L63 210H59L60 211V213L62 214V212H64ZM70 210H71V212H72V210H73V208L71 207L70 208ZM79 210V209H78ZM78 210H76V211H74L73 213H74V215L76 214V213H79V211ZM88 210V214H89V212H90V214L88 215L87 213H85V217H83V219H85V220H83L82 222H84V223H82V224H85V225H87V224H89V225H87V226H91L92 224L90 223V222H92L93 220H94V216H97L98 217V215H101L100 213L97 215L96 214V212L94 211V209H93V212H95V214H92L91 213V211H92V208L90 209L91 211H89V208L87 209ZM100 210V209H99ZM108 210H106V213H103V212H105V209L102 211V209L100 210L101 211V213H102V216H105V214L107 215V211ZM130 210V211H131ZM169 210V211H168ZM173 210V211H172ZM221 209H219L218 211H220ZM46 211V210H45ZM49 211H51V210H49ZM57 211V210H56ZM56 211L54 212V213H50V212H48L47 214L49 215V213L51 214V215H54V216H56V215H58V213L56 214ZM97 211V210H96ZM108 211V215H110L109 213H111V212H109ZM129 211V213H127V217H129L128 216V214H130L131 212ZM188 211V210H187ZM191 210H189V212H190ZM36 212V211H35ZM38 212V211H37ZM58 212V211H57ZM70 212V211H69ZM68 212V213H69ZM97 212H99V211H97ZM114 212V211H113ZM120 213H121V210L119 211ZM124 212V211H123ZM184 212V211H183ZM183 212H181V214L183 213ZM222 212V211H221ZM42 213V212H41ZM43 213H45V212H43ZM59 213V214H60ZM65 213V212H64ZM64 213H63V215H64ZM67 213V214H68ZM115 213H117V215H118V212H116V210H115ZM168 213V214H169ZM46 214V213H45ZM59 215V216H63V215ZM66 213H65V215L66 216H68L69 217V214L67 215ZM86 214L89 216V218L88 217H86ZM104 214V215H103ZM124 214H125V216H121V218L123 219V221H122V219L120 220V218L118 219V221L120 220L121 222H125V220H124V218L126 219L127 217H126V213L124 212ZM123 214V215H124ZM134 214V213H133ZM132 214V215H133ZM167 214V215H168ZM173 214H175V212L173 213ZM193 214H194V212H193ZM192 214V215H193ZM218 214V213H217ZM217 214H212L211 216H215V215H217ZM82 215L84 216V213H82ZM116 215V214H115ZM119 215H121V214H119ZM167 215H165V217L163 218V219H167L168 217H167ZM180 215V214H179ZM183 215V214H182ZM36 216V215H35ZM46 216V215H45ZM54 216H51V217H47V218H50L49 220H51L52 219V217H54ZM75 216H77V214L75 215ZM110 216H112V215H110ZM130 216H131V214H130ZM169 216V215H168ZM175 216V218H176V215H174ZM174 216H172L173 218H174ZM178 216V215H177ZM195 216V215H194ZM206 216H209V215H206ZM218 216V215H217ZM33 217H34V215H33ZM38 217V216H37ZM56 217H58V216H56ZM61 217H59V218H61ZM109 217V216H108ZM117 217V216H116ZM167 217V218H166ZM170 217V216H169ZM228 217V216H227ZM226 217V218H227ZM238 217H240V219H238ZM46 218V219H47ZM64 218V220L66 219V217H63ZM62 218V219H63ZM71 218H73L74 219V217L72 216ZM82 218V217H81ZM93 218V219H92ZM106 218V217H105ZM110 218V217H109ZM118 218V217H117ZM174 218V219H175ZM179 218V217H178ZM206 218V217H205ZM208 218V217H207ZM211 218V217H210ZM215 218H217L218 219V217H216L215 216ZM214 218V219H215ZM219 218H220V216H219ZM248 219V223L247 224H245V227H247V226H250L249 228H250V230L248 231V232H244V231H242V230H244V225L243 224H240V223H242V222H240L239 220H244V219ZM98 219V218H97ZM104 219V218H103ZM111 219L113 220V216L111 217ZM110 219V220H111ZM114 219H116V218H114ZM159 219V221H161ZM162 219V220H163ZM194 219H196V216H195V218ZM224 219V218H223ZM238 219V220H237ZM247 219H246V221H247ZM49 220H47V221H49ZM61 220V219H60ZM63 220V221H64ZM81 219H79V221H80ZM99 220H100V218H99ZM102 220V219H101ZM104 220H107V219H104ZM104 220H102V221H104ZM175 220H177V218L175 219ZM180 220V219H179ZM179 220H177V221H179ZM206 220H208V221H206ZM205 221H206V223H208V222H210V220H209V218L208 219H206ZM226 220V219H225ZM224 220V221H225ZM229 220V219H228ZM227 220V221H228ZM33 221V220H32ZM35 221H36V218H35ZM51 221H53V220H51ZM68 219H67V222H66V220L64 221V222H66L67 224H68ZM75 221V220H74ZM87 221V222H86ZM115 221V220H114ZM222 221V220H221ZM245 220H244V222L243 223H245L246 222ZM70 222V221H69ZM77 222H78V220H77ZM76 222V223H77ZM94 222H98V225H99V221L97 220H95ZM105 222V221H104ZM110 222V221H109ZM112 222V221H111ZM108 223L107 225H113L112 223ZM121 222H118V223H120L121 224ZM158 222V221H157ZM175 222V221H174ZM183 222V221H182ZM181 222V223H182ZM191 222V221H190ZM223 222V221H222ZM222 222H220L221 223V225H222ZM226 222V221H225ZM240 222V223H239ZM37 223H39V220H38V222ZM37 223H35L34 222V224H37ZM46 223H48V226H46V227H49V225L51 224H49V222H46ZM65 223V224H66ZM75 223V224H76ZM107 223V222H106ZM117 223V222H116ZM117 223V225L118 226H116L115 225V228L116 227H121L122 225L124 226L125 224L123 223L121 226H120V224H118ZM224 223V222H223ZM59 224H60V222H59ZM91 224V225H90ZM97 224V223H96ZM101 224H103V222L101 223ZM101 224L99 225L100 226V228H101ZM105 224V223H104ZM158 224V223H157ZM167 224V223H166ZM166 224H165V226H166ZM172 224L174 225L175 223H173L172 222ZM208 224H210V223H208ZM47 225V224H46ZM71 225V224H70ZM70 225H69V227H70ZM72 225H74V224H72ZM71 225V226H72ZM81 225V224H80ZM79 225V226H80ZM107 225H104V227H102L104 230H102V232H100V231H97L96 233H91L90 231L91 230H88L87 231V235H86V237L88 236V238H87V240H85V243L84 244H82V245H78L79 247H80V249H79V247H77L79 250H81L82 252H84V253H81V251H79V250H77L79 253H77V255L75 254V253H73L72 252V254H75L76 256H78V255H80L81 254V256L84 254V256L85 255H87V254H85V252L87 251H89V250H91L93 247H95V245H97V242L98 241H100V239L103 237V235H104V237H105V235L106 234H115V233H121L122 232V230H121V232L118 230V231H116L115 232V229H114V231H112V229H111V231H110V228H112L111 226H109V228H107L108 226ZM184 225H185V223H184ZM186 225H188V224H186ZM194 225V224H193ZM217 225V224H216ZM224 225V224H223ZM247 225V226H246ZM76 226H77V224H76ZM78 226V227H79ZM82 226V225H81ZM84 226V225H83ZM82 226V227H83ZM93 226H94V224L92 225V227H91V229L93 228ZM103 226V225H102ZM107 226V227H106ZM160 226V227H161ZM175 226H177V225H175ZM218 226H219V224H218ZM35 227H36V225H35ZM50 227H52V226H50ZM68 227V228H69ZM107 229H106V228ZM181 227V226H180ZM184 227V228H183ZM223 227H225V225L223 226ZM222 226H220V228H223ZM75 228V231H76V227H74ZM84 228V230H85V226L83 227ZM98 228V227H97ZM97 228H95V229H97ZM114 228V227H113ZM119 228H116V230L117 229H119ZM167 228V227H166ZM165 227H164V225H163V228H161V235L160 236H162L163 234V230L162 229H166ZM179 228V227H178ZM205 228V227H204ZM209 228V227H208ZM214 228H216V227H214ZM220 228L218 227V229H219V232L220 231H222V230H220ZM248 228V227H247ZM246 228V229H247ZM80 230H82L81 228H79ZM106 229V230H105ZM155 229V230H154ZM160 229V228H159ZM172 229V228H171ZM189 229V228H188ZM212 229V228H211ZM218 229H216V232L219 234V232L217 231ZM224 229V228H223ZM47 230H50V228L49 229H47ZM72 230V229H71ZM97 230H99V229H97ZM153 230V231H152ZM169 230V229H168ZM196 231V232H198L199 233V231ZM204 230V229H203ZM207 230V229H206ZM214 230V229H213ZM212 230V231H213ZM225 230V229H224ZM223 230V231H224ZM50 231H52V230H50ZM65 231V230H64ZM66 231H68V230H66ZM79 230H77V232H78ZM159 231V230H158ZM165 231V230H164ZM207 231H209V230H207ZM215 231V230H214ZM213 231V232H214ZM227 231V233H229ZM246 231V230H245ZM47 232V231H46ZM49 232V231H48ZM60 232H62V231H60ZM83 232V231H82ZM82 232H80L82 235H84V234H86L85 232L84 233H82ZM88 232L89 233H91V234H93V236H89L90 234H88ZM92 232H93V230H92ZM95 232V231H94ZM99 232V233H98ZM114 232V233H113ZM127 232V231H126ZM168 232V231H167ZM204 232V231H203ZM202 232V233H203ZM211 234H212V232L211 231H209ZM208 232V233H209ZM215 232V233H216ZM50 233V232H49ZM159 233V232H158ZM165 233V232H164ZM171 233H172V235H173V232L171 231ZM205 233V232H204ZM203 233V234H204ZM207 233V234H208ZM209 233V234H210ZM215 233H213V234H215ZM225 233H226V230H225ZM56 234V233H55ZM63 234H64V232H63ZM78 234V233H77ZM80 234V235H81ZM110 234V236L112 237V235ZM157 234V233H156ZM168 234H170V232L168 233ZM167 234V235H168ZM195 234V233H194ZM212 234V235H213ZM221 234V233H220ZM220 234L218 235L219 237H220ZM49 235V234H48ZM59 235V234H58ZM58 235H56V236H54L55 238L58 236ZM61 235V234H60ZM60 235L58 236L59 238H60ZM71 235V234H70ZM141 235H143V236H141ZM148 237L147 239H148V241L146 240V239H144V237L146 238V236ZM171 235V234H170ZM193 234H191V236H192ZM217 235V234H216ZM216 235H214L215 237H218V236H216ZM223 235V237H224V233L222 234ZM221 235V236H222ZM226 235V234H225ZM228 235V234H227ZM225 236L226 238L227 237H229V236ZM62 236V235H61ZM109 236V237H110ZM117 236V235H116ZM127 236H128V234H127ZM159 236V235H158ZM165 236H166V234H165ZM190 236V237H191ZM194 236V235H193ZM197 236V235H196ZM232 236V237H231ZM78 237H80L79 235H78ZM82 237V236H81ZM86 237H85V239H86ZM110 237V238H111ZM132 237L130 238V239H132ZM142 237V239H140ZM164 237V236H163ZM162 237V238H163ZM167 237H169V236H167ZM200 237H201V234H200ZM206 237V236H205ZM218 237V238H219ZM49 238V237H48ZM51 238H52V236H51ZM72 238H73V236H72ZM77 238V237H76ZM110 238H109V241H110ZM118 238V237H117ZM151 238H152V241H150L151 240ZM158 239V243H162V240H161V242H160V239H161V237H160V239H159V237H157ZM166 238V237H165ZM171 238H173V236H171ZM194 238V237H193ZM209 238V237H208ZM211 238V237H210ZM226 238H222V240L224 239H226ZM50 239V238H49ZM57 240H58V238H56ZM55 239V240H56ZM61 239V238H60ZM63 239H65V238H63ZM75 239V237L72 239V240H74ZM78 239V238H77ZM80 239V238H79ZM107 239V238H106ZM129 239V240H130ZM143 239L145 240L144 242L145 243H143ZM168 239H170V238H168ZM198 240L199 239V237L197 236V238H195V240ZM203 239H204V237H203ZM203 239H202V242H203ZM55 240H53V241H55ZM66 240V239H65ZM69 239H67V241H68ZM103 240V239H102ZM112 240H114V238L112 239ZM111 240V241H112ZM115 240H116V238H115ZM118 240H119V238H118ZM118 240H116V241H118ZM207 240V239H206ZM205 240V241H206ZM209 240V239H208ZM231 240V239H230ZM229 240V241H230ZM63 241V240H62ZM75 241V240H74ZM73 241V242H74ZM80 241V240H79ZM107 241V240H106ZM106 241H104V242H106ZM110 241V243H112ZM119 241H121V239L119 240ZM125 241V240H124ZM127 241V240H126ZM147 241V242H146ZM156 241V240H155ZM163 241H165V240H163ZM168 241V240H167ZM169 241H171V240H169ZM168 241V242H169ZM232 241V240H231ZM48 242H52L51 240H49ZM48 242H46V243H48ZM59 241H57V243H58ZM60 242H61V240H60ZM60 242H59V245H60ZM64 242H66V241H64ZM69 242V241H68ZM77 242H78V240H77ZM84 242V241H83ZM104 242H101V243H104ZM123 242V241H122ZM128 242V241H127ZM126 242V243H127ZM55 243V242H54ZM53 243V244H54ZM63 243V242H62ZM76 243V242H75ZM79 243V242H78ZM107 243H109L108 241H107ZM106 243V244H107ZM114 243V242H113ZM117 243V242H116ZM150 243H147V248H148V245L150 244ZM158 243H156V244H158ZM207 243V242H206ZM212 243H213V245H212ZM215 243V244H214ZM52 243H51V245H53ZM67 244H69V243H66L65 244V246L64 247H66V245ZM124 244V243H123ZM155 244V245H156ZM163 244H164V242H163ZM167 244H169V243H167ZM167 244H165V245H167ZM205 244V243H204ZM221 244V243H220ZM219 244V245H220ZM227 244V243H226ZM229 244V243H228ZM50 244H48V246H49ZM57 245V244H56ZM55 245V246H56ZM119 245V244H118ZM118 245L116 246V247H118ZM122 245V244H121ZM128 243L126 244V245H123V248L125 247H127L128 249H129V252H131L132 250V253L134 252V249H132L131 247H130V245H128ZM154 245V247L156 248L157 246H155ZM162 245V244H161ZM165 245H164V247H165ZM223 245V244H222ZM230 245H231V243H230ZM229 245V246H230ZM102 246V248H103V244L101 245ZM106 246V245H105ZM112 246V245H111ZM111 246L109 245V246H106V248H103L104 250L106 249V250H110V248H111ZM135 246V245H134ZM158 246H159V244H158ZM225 246V245H224ZM224 246H222V247H224ZM50 247V246H49ZM74 248V246H73V248H74V250L75 249H77V248ZM107 247H108V249H107ZM110 247V248H109ZM113 247H115V246H113ZM115 247V248H116ZM122 246H120V249H121V253L123 252V249L121 248ZM150 247H152V249H153V246H151L150 245ZM170 247V246H169ZM57 248H59V247H56V249ZM63 248V247H62ZM91 248V249H90ZM99 248V247H98ZM102 248H99V249H101V251H102ZM158 248V247H157ZM172 248V247H171ZM203 248H208V249H210L209 251H206L205 249V251L203 250L202 251V249ZM66 249V248H65ZM117 249V248H116ZM120 249H117V250H120ZM132 249V250H131ZM149 249V248H148ZM152 249H150V250H152ZM159 250L161 249L160 247L158 248ZM168 249H170V248H168ZM227 249H228V247H227ZM61 250V246H60V249H59V251ZM94 250V249H93ZM103 250V251H104ZM112 250V249H111ZM114 250V249H113ZM112 250V251H113ZM162 250H163V248H162ZM162 250L160 251V253L159 252H157V250H156V252L158 253V256H159V254L161 255V253H162ZM165 250V249H164ZM167 250V249H166ZM69 250H68V248H67V250L65 251V252H68ZM100 251V250H99ZM99 251L98 250H96V251H92V253H91V258H92V256L94 255L93 253H95V255H94V257H96V259L97 260H95V261H97V262H99L98 260H99V258L97 257V253H99ZM126 251V252H125ZM145 251H147L146 249H145ZM64 252V253H65ZM70 252H71V250H70ZM69 252V253H70ZM75 252V251H74ZM97 252V253H96ZM108 251H106L105 253H107ZM111 252V251H110ZM114 252H116V250H114L113 251V254H114ZM124 252H125V254H126V256L129 254L128 253V251H127V249H125L124 250ZM141 252V251H140ZM149 252V251H148ZM151 252V251H150ZM154 252V251H153ZM63 253V254H64ZM89 253V252H88ZM105 253H103V254H105ZM117 253H118V251H117ZM120 253V256L121 255H123V254H121ZM128 253V254H127ZM131 253V255H133L134 253H135V255L136 254H138V255H136V256H140V253L138 252V250H137V252H136V249H135V252L132 254ZM163 253H166V252H163ZM163 253H162V255H163ZM68 254V253H67ZM97 254V255H96ZM100 254V253H99ZM103 254H101V255H103ZM109 254V253H108ZM107 254V255H108ZM112 254V253H111ZM111 254H109V255H111ZM112 254V255H113ZM124 254V255H125ZM148 254V253H147ZM146 254V256H148ZM152 254V253H151ZM69 255V254H68ZM89 256H90V253L88 254ZM100 255V256H101ZM106 255V254H105ZM111 255V256H112ZM116 255V254H115ZM131 255H129V258L130 257H132ZM145 255V254H144ZM153 255H156V254H154L153 253ZM152 255V256H153ZM161 255V256H162ZM164 255H168V253L167 254H164ZM58 256H61V255H58ZM57 256V257H58ZM63 256V255H62ZM74 256V255H73ZM83 256V257H84ZM99 256V257H100ZM119 256V257H120ZM135 256V258H137ZM141 256H142V254H141ZM140 256V257H141ZM146 256H144V257H146ZM149 256H151V255H149ZM157 256V255H156ZM158 256H157V258H158ZM57 257L56 258H54V260H56L57 259ZM65 257V256H64ZM63 257V258H64ZM81 258L79 261L82 263V260H84V258ZM94 257L92 258V259H94ZM122 257V256H121ZM143 257V258H144ZM154 257V256H153ZM153 257H151V258H153ZM166 257H168V256H166ZM165 257V258H166ZM61 257H58V259L57 260H59ZM67 258H69L68 256H67ZM71 258V257H70ZM76 258V257H75ZM80 258V257H79ZM78 258V259H79ZM108 258V257H107ZM113 258H115L114 256H113ZM118 258V257H117ZM116 258V259H117ZM129 258H126V260L127 259H129ZM133 259H134V256L132 257ZM131 258V259H132ZM143 258H142V262L145 264V261H143ZM150 258V259H151ZM155 258V257H154ZM157 258H155V260L157 261V263H158V260L159 259H157ZM159 258H161V257H159ZM73 259V258H72ZM92 259H90V260H92ZM105 259V258H104ZM109 259H110V257H109ZM120 259H122V258H120ZM119 259V260H120ZM57 260H56V262H57ZM77 260V259H76ZM75 260V261H76ZM88 261V256H87V258L85 257V260L84 261ZM89 260V261H90ZM115 260V259H114ZM130 260V259H129ZM147 260H148V258H147ZM154 259H152V261H153ZM163 260V259H162ZM62 262H63V260H61ZM72 260H70V262H71ZM78 261V260H77ZM94 260H92V261H90L91 263L93 262H95ZM107 261V260H106ZM124 261V257H123V259H122V264H127L128 262V260L126 261L127 263H125V261ZM131 261V260H130ZM134 261H135V259H134ZM131 261V262H133V264L135 263V264H137V261ZM138 261H139V258H138ZM140 261H141V258H140ZM150 261V260H149ZM148 261V262H149ZM151 261V262H152ZM160 261V260H159ZM55 262V263H56ZM67 262H69V261H67ZM79 262V263H80ZM105 262V261H104ZM112 262V261H111ZM114 262V261H113ZM131 262H129L130 264H131ZM141 262V263H142ZM151 262H149V264L151 263ZM160 262H162V261H160ZM169 262V261H168ZM173 262H171V263H173ZM58 263H59V261H58ZM72 263H73V261H72ZM78 263V262H77ZM78 263V264H79ZM83 263H85V262H83ZM101 262H99V264H100ZM106 263V262H105ZM104 263V264H105ZM140 263V262H139ZM153 263H155V261L153 262ZM170 263V262H169ZM170 263V264H171ZM57 264V263H56ZM66 264H68V263H66ZM74 264V263H73ZM87 264V263H86ZM95 264H97L96 262H95ZM101 264H103V263H101ZM107 264V263H106ZM115 264H117V260H116V262H115ZM158 264H162V263H158ZM164 264H165V262H164ZM167 264V263H166Z\"/></svg>",
  "mask_w": 264,
  "mask_h": 264
},
{
  "label": "rangeland",
  "instance_id": "374dc122",
  "mask_svg": "<svg viewBox=\"0 0 264 264\" xmlns=\"http://www.w3.org/2000/svg\"><path fill=\"white\" fill-rule=\"evenodd\" d=\"M87 1H89L90 2V4H89V2H86V0L84 1V2H86V4H87V9L88 8H90V7H88V6H90L91 4H93V6H92V9L90 10L91 11V14H92V11H93V16H96V17H98L97 19H98V21H106L107 20V18L105 19H103V17H101V16H105L107 13L105 12V13H103L104 11H101L100 12V10H99V8L102 6V5H104V8H105V1H102V0H97L96 2L98 3H96V2H94L95 0H87ZM101 1L103 2V4L101 3ZM92 2V3H91ZM94 2V3H93ZM96 3V4H95ZM95 4V5H94ZM97 5V6H96ZM96 6V7H95ZM113 8L115 7V5L114 6H112ZM95 8V9H94ZM98 8V9H97ZM97 10H99V11H97ZM102 10H105V9H102ZM107 11V10H106ZM98 12L99 13H101V15H99L98 14ZM102 13H103V15H102ZM105 14V15H104ZM73 15L74 14H72V16H70V20L71 21H73V23H74V17H73ZM99 15V16H98ZM101 19H100V18ZM105 17H108V16H105ZM72 18V19H71ZM74 19V20H73ZM69 20V21H70ZM69 21H67L66 23L69 25V27H68V25H66V24H64V25H66L65 27H64V25L62 26V27H60V30L59 31H61V29H62V31H63V33H62V31L60 32L61 33V37H59V39H57V37L55 38V37H52L54 40H55V42L53 41V39H51L52 41H50V44L52 45V44H54V45H56V42L58 41L59 43L62 41V40H65V39H67L66 41H65V43L67 42V41H69V42H67L66 43V45L68 44V43H72V45L74 46L73 47V51H75L76 49V52L78 53V51L81 49L80 48V46H78L76 49H75V47L77 46V44L79 45V43L81 42V44L80 45H83V44H85L84 43V41H83V39H82V37L81 36H79V34L83 31L81 28V32L80 33H77L78 32V30L79 29H76V25L74 26V25H72L71 24V22H69ZM122 25V24H121ZM71 26V27H70ZM72 26H73V28H75V31L76 32H73V30H72ZM130 27V29L131 30H129V35H128V32H127V34H123V32L125 31V27H123L122 28V31H119L121 28L118 26V27H116L115 28V30H113L112 32H113V34L115 33V35L114 36H116L117 37V35L116 34H118V39H120V38H122V35L124 36V35H128V36H126L124 39H123V41H122V44H124L123 46L124 47H126V46H128L129 48H130V50L132 49V51L133 52H136L137 54H138V50H141L142 49V47H146L145 49L143 48L142 49V51L141 52H143V53H140L139 54V57H140V59H141V61H143L142 63H141V61H140V64H143V63H145V64H143V65H147V66H149L150 65V67H154V64L155 63H157L158 61H159V54H157V53H155V54H152V52L153 51H151V50H153L152 49V45H150V43L151 44H153V41L152 42H150V39H145L146 38V36H145V34H143L142 35V37H140V38H136V35H134L133 34V36H131V31H132V28H134L133 29V31L135 30V27L134 26H129ZM129 27H128V29H129ZM67 28H70V30L68 29L67 30ZM86 28H84V30H85ZM116 29H118V31H116ZM57 30V31H58ZM59 31H58V34H60L59 33ZM117 32V33H116ZM119 32H120V34H119ZM122 32V33H121ZM131 32V33H130ZM74 33H76V35L74 34ZM57 34V36H59ZM71 34V35H70ZM74 34V35H73ZM63 35V36H62ZM67 35H69V37L67 36ZM121 35V36H120ZM66 36H67V38H66ZM71 36H73L72 38H70ZM81 37V38H80ZM61 38V39H60ZM63 38V39H62ZM70 38V39H69ZM76 38V39H75ZM78 38V39H77ZM128 38L130 39V40H128ZM132 38V39H131ZM133 38H135V39H133ZM56 39H57V41H56ZM81 39V41L80 42H77L76 43V41H78V40H80ZM139 39V40H138ZM143 39V40H142ZM61 40V41H60ZM71 40V41H70ZM72 40H76L75 41V43H73V41ZM121 40L122 39H120L119 41L121 42ZM82 41H83V43H82ZM126 41L129 43V45H126ZM130 41H132V42H130ZM149 41V42H148ZM146 42V43H145ZM62 43H63V41H62ZM65 43L63 44L65 47H66V45H65ZM127 43V44H128ZM132 43V44H131ZM144 43V44H143ZM148 43V45H146ZM48 45V44H47ZM59 45V44H58ZM62 45V44H61ZM63 45H62V47H63ZM68 45H70V44H68ZM86 45V44H85ZM84 45V46H85ZM140 45H141V47H140ZM144 45V46H143ZM150 45V46H149ZM158 45H160V44H158ZM49 46V48L50 47H52V48H57V47H59L60 48V45L59 46H57V47H53V45L52 46H50V45H48ZM87 46V48L86 47H84V48H86V51H88V55H87V52H86V55H87V57H88V59L90 58V60L91 61H89V60H87V58L85 59L84 58V56L85 55H83V54H85V51H84V53L82 52V51H80L81 53H82V55H80L79 53L77 54L76 52V54L74 53V52H72L71 53V55H75V56H73L72 58H71V61H69L68 59V61L70 62V64H69V62L68 61H66L65 63L66 64H69V67L67 68L66 67V69H69V71H68V76H67V78H66V80L64 81L65 83H66V85H64V88L63 87H61V86H59L62 90H60V92H58V94L59 93H61L62 95H63V97H62V95H61V97H59L58 98V94H57V92H55V91H57V90H59V89H55V91H54V89H53V91H54V93H56V95L55 96H57V97H55V98H53V95L51 94L53 91H48L49 89H47V91L45 92L46 94L45 95H47V96H45L44 94H43V96H42V91L44 92V89H42L41 88V90L40 89H34V90H32V88H30V91H28L27 90V92L28 93H26L25 92V90H22V91H19V90H11L10 91V93L8 94V96H10V97H8L7 96V93H4V89H5V86H4V84L3 85H1L0 84V102H1V100H3V102H1V103H3L2 105L4 106V108H9V109H11L10 107H12V110H10V111H7V112H9L8 114H9V118H10V114H11V116L12 117H14L13 119H15V118H17V120L15 119V121L12 119V117L10 118V119H12V120H8L9 118H8V114H7V116L3 113V111H4V108H3V106L1 105L0 106V110L2 111H0V264H66V263H68V264H78L80 261V259L84 256V254L81 256V254L80 255H78V256H76L77 255V253H79L77 250H79L80 249V245H82V244H84L85 243V240H87V238H88V236L86 237V235H87V231L88 230H91L90 232L91 233H96L97 231H100V232H102V230H104L102 227H104V225H107L108 223H110L111 221V223L113 224L112 226L114 227H112L110 224L109 225H107L106 227L107 228H109V226H111L112 228H110V231H111V229H112V231H114V229H115V232L116 231H120L121 232V230H122V232L121 233H115L114 235L113 234H111L112 235V237L110 236V234H106L105 235V237H104V235H103V237L100 239V241H98L97 242V245H95V247H93L91 250H89L88 252L90 253V256L88 255L89 253L86 251L85 252V254H87V255H85L83 258H84V260H85V257L87 258V256H88V261L86 260V261H84V260H82V263L80 262L79 264H95V262L97 263V264H99V262H101V263H107V264H115V262H116V260H117V264H122V259H123V257H124V261H125V263H127V264H130L129 262H131V261H134V259H135V261H137V264H144L143 262H142V258L144 257V256H146V254L148 255V256H146V257H144L143 258V261H145V264H149V262H151L152 261V259H154L150 264H158V263H162V264H164V262H165V264L167 263V264H170L171 262H173V261H171V260H169L168 259V261L170 262H168V261H164V259L166 260L167 258H169L170 257V253L168 252V251H173V250H171V249H173L174 247V243H172V239H174L175 238V236L174 235H176V233H178V231L182 228V226H186V227H188L187 228V230H189V231H191L190 229H191V226H194V228L197 226L198 227V225L199 224H204V222H205V224H207V226L206 225H199L200 227H198L199 229L201 228V226L203 227V229L201 228V230H202V232L204 233H202L201 231H199L198 229V231H199V233L198 232H196L197 230H193V227H192V231H195L194 233H190L189 235L191 236V234H193L191 237L189 236V238H192L191 239V241H189V243L191 244V245H193V243H196L195 241H201V243H203V245H207V244H209L212 240L215 242L216 240H214V239H217V240H219V239H221L220 241H217V242H215L214 244L215 245H213V243H212V245L214 246V247H219V249H220V251H227V253H231V251H233L234 249H232V248H230V247H233L234 248V246H233V235L234 234H232V233H230L227 229H229V227H228V224H229V222L230 221H232L231 220V217L229 216V214L227 213V212H225L224 211V209L222 210V208H223V206L221 207V205H220V207L221 208H219V209H221L220 211H218L219 209H218V207H219V204L221 203L220 201V196H222V191L221 190H225V188L227 187V184L228 185H230L231 187H227L228 189H227V191H229V190H231L230 192H235L236 190V188H238V187H236L238 184H239V182H240V180H242V179H240L239 178V180H238V177L239 176H241L238 172H236L241 166H242V162H243V160H241L240 161V159L238 158V157H240V155H241V157L243 156V153H240V155H238L237 153H236V151H234V150H237V152H239V150L241 151V152H243L241 149L243 148L242 146L240 147V149H234V147H239L240 145H243V142L244 141H247V137L245 138V136L246 135H243V138L241 137L242 136V133L243 134H247V133H245L246 131H245V129H244V127H243V125H241L242 123H243V121H247L248 120V118H249V114H250V109L249 108H251V103H250V100H249V98L246 96V93L242 90V89H240V87H237V86H235L234 87V90L232 89L231 90V88H233V86H234V83H231L230 82V84H229V88H230V90H229V92L231 93V94H229L228 95V98H229V96H230V98H232L233 96V100L235 101L236 99H237V101H233V103H231L230 101H232V99L230 100V101H228V100H226V102L228 101V104L229 105H233L234 103L236 104V102L237 103H239V104H237V107L235 106V105H233V106H228L227 105V103H225L226 105H227V107H222L221 108V106L219 107V108H217V109H219L220 110V108H221V110L219 111V110H217L218 111V113H217V111H216V113H217V115H215L211 120L212 121H210L211 122V124L212 125H210V122H209V124H208V128H207V137L209 136V139H208V141H207V138H206V141L203 143V156L205 157L204 159H205V161H204V165H203V167H206V168H203V171L201 170V173L199 172L198 173V175H197V178H198V180L201 182L202 181V179H204L205 178V180H203V183L205 184V181H206V184H208V182H207V180H206V178H208L211 182L208 184L209 186H207L206 185V187H207V189H209V188H211L212 190V192L211 193H206L207 192V189L206 190H204V189H201L200 187H201V185H202V187H204L205 185H203V183L198 187V188H200V190L201 191H206L205 193L203 192V193H201V191H200V193H201V195H200V193H199V191H198V189H195V190H197L196 192H195V190H192L191 192H190V194L192 195V196H190L187 200H186V202L185 203H183L182 205H183V208H182V205H181V207H179V209L178 208H175V210L173 211V213L175 212V214H173L172 213V215H171V212L168 214V213H166L165 215H167V219H163L164 217H165V215H164V217L162 218V219H160V218H158L157 219V221H156V225L158 226V225H160L161 223H162V226L160 227V226H158V227H156V228H158V229H154L155 231H154V233H152V234H150V235H145L146 236V238L144 237V239H146L147 241H148V239H150V236L152 235H157V237H159V239H160V237H161V239H160V242H161V240H162V245L160 244V243H158L159 241L157 240L158 238L156 237V236H153L152 238L154 239L155 237V240H153V242L152 243H150L149 241L147 242V243H150L149 245H148V248H147V243H145L144 241V239H143V243H145L146 244V246H144L143 247V245H142V249H140L139 250V246H140V244H139V248H132V247H137L136 246V244L140 241L138 238L136 239V241H138L136 244H134L135 243V240H133V238H135V237H132V236H130L131 234H129V231H128V229L130 228V226L133 224V221L135 220V219H137L139 216H141V215H145L146 214V212L148 211V208H149V206H150V204H151V200H150V198L149 197H145V199H144V204H143V206H142V208L140 209V210H138V211H136V212H134V210L132 209L133 208V206L135 207V198H136V196H137V187H133V186H131L132 188H129V189H127V185H126V187L125 186H123V185H125V183H122V182H120L119 180L117 181V179H113L112 177H114L113 175H118L123 169H122V167L123 166H125V170H129L128 172L129 173H127V171H122V173L121 174H123V176L125 175H127L128 174V176L132 173V174H134L135 175V171H136V167H137V162L139 161H136L137 160V158L139 157V152L140 151H138V154L136 153V152H134V150L133 149H135V147H131V149H129L130 148V145L131 146H135V145H133L135 142L136 143H139V144H137V145H139V147L141 148V147H145L146 145H147V141H149L151 138H152V135H150L149 133L151 132V128L153 129H156V126H157V122H158V124H159V121H157V116H158V118H160L161 116L159 115V113H162V112H160L161 110H162V105H161V107H160V102L159 101H157V102H152V98H155V92H149L150 90L147 88V86L146 85H144L143 86V88H145V89H143L142 91H141V93L139 92V94L143 97V95H148V93H149V95L151 96V100H149L150 99V97H149V95L147 96L148 98V101L147 100H145L146 98H145V96H144V98H142L141 96H139V94H138V96L136 95L137 93H138V91H136V93H135V96H133V94H132V92H131V89L132 88H135V86L134 87H132L133 85H131V84H133V82H134V77H135V75H136V78H137V75L139 76V74H136L135 72H131V71H127V70H125V72H124V69H122L121 68V66L119 67V65H117L116 64V67H113L112 65H113V61L112 60H110V59H106L108 62L109 61H112V65H111V63L109 62V64H108V62H107V64H106V66H105V63L104 62H102L103 64L102 65H104L108 70H110V68H112L113 67V69H111V71H108V72H106L107 71V69L106 70H102L101 69V71H98V69H96L95 71V73H97L96 75H94L95 73L94 72H92L91 71V69H94L93 68V66L94 65H96V67L97 66H99V70H100V68H103L104 66H102L100 63V59H99V62L96 60H93V54L91 55L90 53H92V52H90V46H88V45H86ZM131 46H132V48H131ZM134 46V47H133ZM138 46V47H137ZM161 46V45H160ZM47 47V46H46ZM82 47V46H81ZM162 47V46H161ZM84 48H82V49H84ZM138 48H140V49H138ZM148 48H150V49H148ZM158 48L160 49V47L159 46H157L156 47V49L158 50ZM51 49V48H50ZM88 49V50H87ZM136 49H137V51H136ZM148 51H147V50ZM157 50H155L154 49V51H157ZM72 51V50H71ZM151 51V52H150ZM140 52V51H139ZM146 52H148V53H146ZM149 52H150V54H149ZM154 53V52H153ZM147 54H149V55H152V56H149V57H153V59L152 60H154V59H157L158 61H156V60H154L155 62H153L152 63V61H150L151 63H152V66H151V64H149L148 65V63H147V59H146V57L145 56H147ZM79 55L81 56V57H83L84 58V61L82 62V63H80V61H82V59L81 60H79L78 59V57H79ZM140 55H142V56H140ZM156 55V56H155ZM158 55V56H157ZM61 57L60 58H63V54H61L60 55ZM147 56V57H148ZM154 56H155V58H154ZM75 57V58H74ZM81 57H79V58H81ZM86 57V56H85ZM161 57V56H160ZM74 58V59H73ZM105 59V58H104ZM143 59V60H142ZM145 59H146V61H145ZM74 60L76 61V62H78L77 64H76V62L74 63ZM86 60V61H85ZM65 60H62V62H64ZM95 61V62H94ZM145 61V62H144ZM96 62L99 64V65H97L96 64ZM92 63H94V65L93 66H91L92 65ZM147 63V64H146ZM178 64H179V66L180 67H182L183 66V74H182V76H181V78L183 79V83H185V84H180V82L182 83V79H180L179 80V84L181 85V87L182 86H187L188 88L186 89V87L184 86V87H182L183 89H186V90H188L189 92H187L186 90H184V92H186V94H187V97L189 96V93L191 92L190 90L192 89V85H193V83H191V84H189V82L185 79V78H187L185 75H189L190 76V74H188L189 72L190 73H193V71H192V68H191V66L189 65V64H187V65H189L190 66V68L191 69H189L187 66H186V64H184L185 62H182L183 63V65H182V63H181V61H178L177 62ZM62 64H64V63H62ZM62 64H60V65H62ZM83 64L85 65V66H88V64L91 66V69H89V71H87V72H89V74H91L92 75V73H93V77L91 76V75H89V77L91 76V78L89 79V77L87 76V78L85 77V76H83L82 75V71H83V74L84 73H86L85 71L86 70H84L86 67L84 66L83 67ZM57 65L58 64H56V67H57ZM59 65V66H60ZM65 65V64H64ZM78 66L79 67V69H81L80 71V74L82 75V76H80V75H75V73H77V72H74V70H76L75 68H74V66ZM138 65H139V63H138ZM142 65V66H143ZM157 65V64H156ZM63 66V65H62ZM62 66L60 67L61 68V70H62ZM65 66H68V65H65ZM112 66V67H111ZM114 66H115V64H114ZM186 66V67H185ZM55 67V66H54ZM78 67H76V68H78ZM89 67V66H88ZM87 67V68H88ZM95 67V66H94ZM95 67V68H96ZM104 67V68H105ZM110 67V68H109ZM120 68V69H118L117 70V68ZM156 67V66H155ZM53 68V67H52ZM86 68V69H87ZM90 68V67H89ZM103 68V69H104ZM115 68H116V70H115ZM187 68L189 69V70H191V71H189V70H187ZM79 69L77 70V71H79ZM180 69H182V68H180ZM179 69V72L177 73L178 75L180 74L181 75V70ZM60 70V69H59ZM60 70V72H62V73H64V74H66V70L65 69H63V71H61ZM115 71L117 72V74L115 73ZM118 71H119V73H118ZM178 70H176V72H177ZM186 71H187V74H185L186 73ZM92 72V73H91ZM100 72V73H99ZM105 73V74H103V73ZM110 72H111V74H110ZM123 72H124V74H123ZM133 74L132 76L130 75L131 73ZM175 72V71H174ZM176 72L174 73L175 75H173L174 76V78H173V76H172V83H173V85H175V83L178 81V79H179V77H180V75L178 76L177 75V77L178 78H176V80L177 81H175V76H176ZM73 73H74V75H73ZM99 73V74H98ZM78 74V73H77ZM87 75H88V73H86ZM100 74H101V76L102 75H104L105 76V78H104V80L106 81V82H108V83H104L105 84V86L108 84V86L110 85V83L111 84H113V86H111V87H113V89H114V91L116 92H120L121 90H119L118 91V88H120V89H122V91H121V93L122 92H124L125 93V91H129L128 92V94H124V93H122L124 96H122L123 98H124V102H125V97L126 96H128V102H126V103H128V104H126L127 106L129 105V107H127L126 105H125V103H124V106L125 107H127L128 108V111H127V109H125L124 111H123V109H124V107H123V104H122V107H123V109H120V108H122V107H118V106H116L117 108L116 109H118V112H119V114L123 111L124 113L125 112H127V113H123L122 112V114H120V117H115V116H113V115H111L112 114V111L114 112V113H116V111H115V105L114 106H112V109H110L111 108V106H109L110 108H108L107 106L109 105H107V101H106V99H104V95H100L101 97H103V98H101V97H99V94L100 93H97V95H96V92L98 91L96 88L97 87H94L93 85H92V87L93 88H95V89H93V91H95V92H92V89L91 90H89L90 92H88V87H89V89L90 88H92L91 87V82H92V84H95L96 82V84H99V83H103L104 82V80H102V82H101V79H99L100 78ZM119 74V75H118ZM122 74V75H121ZM125 74H126V78H125ZM154 74V73H153ZM153 74L152 75H150L151 77H153ZM156 74V73H155ZM154 74V75H155ZM185 74V75H184ZM85 75V74H84ZM98 75V79L96 78V77H94V76H97ZM108 75H109V78H107L108 77ZM123 80V81H125V82H127V83H125V84H127L125 87H123L122 85L120 86L119 85V83L120 84H124V83H122L123 81L121 80V81H119L118 83L116 82V80H118L119 79V77ZM129 75V76H128ZM191 75H193V74H191ZM80 76V77H79ZM194 76V75H193ZM189 77V78H187L188 80L189 79H194V77ZM87 79V80H89L90 81V83H89V85L90 86H87L88 84H87V82H89V81H87L85 78ZM117 79H116V78ZM128 77V78H127ZM131 77V78H130ZM150 77V78H151ZM183 77H185V78H183ZM73 78L74 79H76V78H78V79H81L80 80V82L79 83H81V82H85L84 83V87L81 85V86H79L80 88H81V90H80V88H79V90L80 91H78V92H76L77 91V85H79V83L77 84V82H78V79H76V80H73ZM82 78H84V79H82ZM92 78H96L98 81L100 80V82H98L97 80H96V82L94 81L95 79H93V80H91ZM219 78V77H218ZM217 78V81L219 82L221 79L219 78L218 79ZM63 79H64V77L62 76V78H61V80L63 81ZM110 81H109V80ZM112 79V80H111ZM127 79H129V82H128V80ZM133 81H132V80ZM138 79H142V78H139L138 77ZM174 79V80H173ZM73 80V81H72ZM108 80V81H107ZM131 80V81H130ZM185 80H186V82H185ZM229 80V79H228ZM228 80H226V82L228 81ZM70 81H72V82H70ZM113 83H112V82ZM190 82H192V80H189ZM210 82H211V80H209ZM73 82H75V84H76V86L75 87H73L75 84H73ZM93 82H95V83H93ZM188 82V83H187ZM208 82V81H207ZM210 82H208L209 84H210ZM69 83H71L72 85H70ZM83 83H81V84H83ZM172 83H170L171 85H172ZM187 83V84H186ZM221 83V81L218 83V84H220ZM229 83V82H228ZM58 84V83H57ZM57 84H55V86L57 85ZM103 84V85H104ZM118 84V85H117ZM170 84H168V88H170L171 87V85ZM178 83L176 84V86H174L173 88H175V87H177V85H178V88H177V90L176 91H174V90H172V91H174V92H177L178 94H179V90L182 92L183 90L180 88L179 89V85ZM191 85V86H190ZM205 85H208L207 83L205 84ZM230 85H233L232 87L230 86ZM4 86V87H3ZM54 86V87H55ZM63 86V85H62ZM70 86V87H69ZM120 86V87H119ZM146 86V87H145ZM53 86H52V88H54ZM76 88V90L74 89L73 90V88ZM107 87V86H106ZM110 87V86H109ZM108 87V88H109ZM127 87V88H126ZM51 88V89H52ZM57 88V87H56ZM70 88H72V89H70ZM83 88H84V91H83ZM147 88V89H146ZM50 89V90H51ZM70 89V90H69ZM125 89H128V90H125ZM171 89V88H170ZM35 90L37 91V93H38V95L40 94L41 96H38V95H34V93H32V92H35ZM40 90V91H39ZM46 90V89H45ZM64 90V91H63ZM72 90L74 91V93L76 94V93H79V94H76V96L74 95L73 97H77V95H78V97L76 98V100H75V98H74V100H73V97L71 98L70 96H68V95H70L69 94V92L70 93H72ZM123 90H125V91H123ZM133 90V89H132ZM135 90V89H134ZM138 90V89H137ZM147 90H148V92H147ZM32 91V92H31ZM144 91V92H143ZM233 91L235 92L234 93V95H233ZM40 92V93H39ZM49 92H50V96H49ZM87 92H88V94L89 95H87ZM92 92V93H91ZM126 92V93H127ZM183 92V93H184ZM29 93H32L31 95H29ZM94 93V95H92L91 97H93V99L95 100L96 98L98 99V97H99V102H100V99H102V100H105L106 101V103L104 104L105 106H106V108H108V109H110V110H112L111 112H110V110L109 111H107L108 109H105V106L103 105V104H101L102 103V101L99 103V102H97V99H96V103H99L98 105H100L101 106V108H97V110L98 109H103L102 108V106H104V110H102V111H97V110H95L96 109V107H97V105H96V103H95V107L94 106H92V109H90L91 108V106L90 105H93V103H92V98H88V97H86V95L87 96H90V94H93ZM121 93H119V94H121ZM147 93V94H146ZM153 93H154V95H153ZM183 93H180V94H182V96L181 95H179V96H181V97H179V96H175V97H179V98H177L178 99V101H179V99H180V103L181 104H179V103H177L176 102V100H175V104H177V105H175V106H173L174 105V103L173 104H171L173 107H171L170 108V110H171V116L169 117V118H171V119H169V121H171V123H173V120L174 119H176L175 117L176 116H178V115H176L178 112L176 111L177 109L176 108H180L181 106H183V102L185 103V101H183V100H187V97L183 94ZM4 94H6L5 96H4ZM13 94V95H12ZM118 94V93H117ZM121 94V95H122ZM79 95H81V96H79ZM126 95V96H125ZM154 97H153V96ZM186 97H184V96ZM3 96L4 97H6V98H4V99H1V97L3 98ZM34 96L36 97V96H38L37 97V99L39 100V102H40V99H39V97H42L45 101H47V97H48V100L49 101H47L48 103H50L51 104V101H52V99H53V103L51 104L52 105V107L54 106V103H55V106H54V109L57 107V109L52 113V116H50L49 115V111L51 110V112L53 111L52 109V107L50 106V107H47L46 106V108H45V105H47L48 103L46 102V104H44V107H42V108H45V109H41V107H39V106H36L38 103H37V100L35 101L34 100ZM84 96V97H83ZM96 96H98V97H96ZM137 96V97H136ZM238 97V98H236V97ZM8 97V98H7ZM33 98V100H34V102L35 103H33V101H32V98ZM44 97H46V98H44ZM83 97V98H82ZM85 97L87 98V99H85ZM96 97V98H95ZM141 97V98H140ZM10 98H11V100H13V101H11L10 100ZM52 98V99H51ZM106 98V97H105ZM132 98H134V99H136V100H132ZM185 98V99H184ZM235 98V99H234ZM7 99L10 101L9 103H8V101H7ZM36 99V98H35ZM42 99V100H43ZM89 99H91L90 100V104L88 105V100ZM139 99H141V100H139ZM181 99H182V101H181ZM227 99V98H226ZM41 101L42 102V105H43V102H45V101ZM83 100H87L86 101V103L84 104L83 102ZM141 101V102H144V100L145 101H147V102H152L151 104H153V106H152V108H150L151 110V112H149V114L147 115L146 114V116H145V120L146 121H144V119H143V121L145 122H143V124H142V122H140V124H138V123H135V122H139V121H136L135 119L133 120V119H131V114H133L132 112H129L130 111V109L132 110V108H135V107H137L136 105H135V107H134V105L133 104H135V102L137 103V102H139V101ZM4 101H7V104H6V107H5V104H4ZM31 101H32V103L34 104V105H32V106H30L31 108H33V107H37L35 110H36V112L35 113H37L36 115L33 113V111H31V110H29V103H31ZM74 101V102H73ZM104 101V102H105ZM11 102H12V104H11ZM79 102H80V106H79ZM95 102V101H94ZM133 104H132V103ZM141 102H139V103H141ZM146 102V103H147ZM225 102V101H224ZM224 102H223V104H224ZM231 104H230V103ZM6 103V102H5ZM37 103V104H36ZM138 103V107H140L141 105ZM10 104V105H9ZM36 104V105H35ZM77 104H78V108L79 109H76L75 108V106H77ZM87 104V106H85ZM147 104H149V103H147ZM151 104L149 105L150 107H151ZM179 104V105H178ZM222 104V105H223ZM9 105V106H8ZM31 105V104H30ZM38 105H41L40 103L38 104ZM41 105V106H42ZM57 105H59V106H57ZM113 105V104H112ZM239 105H241L240 107H241V109H239ZM49 106V105H48ZM149 106H148V108H149ZM178 106V107H177ZM236 107V108H238V112H237V110H236V108H234L233 109V107ZM95 109H94V108ZM99 107V106H98ZM114 107V108H113ZM131 107V108H130ZM229 107V108H228ZM85 108H86V110H85ZM230 108H232V111H231V109ZM8 109V110H9ZM33 109V110H34ZM39 109H41V111L42 110H44L43 112H41ZM47 109H48V111H47ZM50 109V110H49ZM88 109V110H87ZM230 109V110H229ZM6 110V109H5ZM72 110V111H71ZM78 110H80V111H78ZM84 110L85 111H87V114L89 113V114H91V112H89L90 110H92V112H99L98 114H97V117H101L100 115L101 114H103L102 116L103 117H101L102 119H105L106 120V122H105V120H100V118H97L96 117V114L93 116L94 117V119H92L91 118V115H90V117H89V114L87 115L86 114V112H84ZM93 110H95V111H93ZM122 110V111H121ZM149 110V109H148ZM175 110V111H174ZM178 110H180V109H178ZM38 111V112H37ZM49 112V113H47V112ZM77 111L79 112V114H82V115H84L83 116V119L81 120L79 117V119L77 120L76 119V114L77 115H79L78 113H77ZM107 113H105V112ZM163 111V110H162ZM233 111H236L235 113H239L240 111H241V113H239L238 115L240 116H242V119L240 120V119H238V117H236L238 120H240V121H242V123H240L238 120L236 121V119H235V121H234V126H237L238 127V124H239V126L241 125L242 127H239V128H237L236 127V129H237V131H236V129H235V131L238 133V134H234V131H232V129L231 128H233L234 126H233V121H231V127H229L230 125H229V123H226V121H225V117L227 118H229V114L231 113V112H233ZM13 112V113H12ZM81 112V113H80ZM101 112V113H100ZM103 112V113H102ZM164 112V111H163ZM220 112V113H219ZM230 112V113H229ZM249 112V113H248ZM129 113H131V114H129ZM175 113V114H174ZM234 113V112H233ZM234 113V114H235ZM244 113H248V115L246 114V116H248L247 117V119H246V116L245 115H243ZM14 114V115H13ZM51 114V113H50ZM53 114H55V118H53L54 117V115ZM118 113H116V115H117ZM118 114V115H119ZM128 114V116H127V118H129V115H130V118L127 120H123V119H125V118H122L124 115H127ZM82 115H81V117H82ZM113 116L112 118L111 117H109V116ZM115 115V114H114ZM121 115H123L122 117H121ZM233 114H231V116H232ZM236 115V114H235ZM49 116V117H48ZM57 116V117H56ZM85 116H86V118H90V119H87L88 121L90 120L91 121V123H92V125L91 126H95L96 125V129H98V132H99V128H101L100 126H102L101 125V123L103 124L104 122L105 123H107V121H108V123H107V125L105 124V126L107 127V126H110V130L112 129V128H114L115 126H117V122H119L120 121V119L122 118V122L120 121V123H122V124H124V125H121L120 126V128H119V126H117V128L115 127L114 129H117V133H116V131H110V130H108V127L106 128V130H104V131H106V132H103V130H102V128H101V130H102V132H101V130H100V132L98 133V132H96L95 133V131H97L96 129H95V131H93L92 130V132L94 133H92L93 135H91V133L90 134H88V133H86V129L87 130H89L90 132H91V128L92 127H87L86 125L84 126V124L87 122V121H85L86 120V118H85ZM88 116V117H87ZM108 117V119H106V118H104V117ZM156 116V117H155ZM162 116L164 117V115L162 114ZM234 116V115H233ZM232 116V117H233ZM237 116V115H236ZM62 118V121H60V123H59V121H58V119L57 118ZM74 117V118H73ZM126 117V116H125ZM151 117H152V119H151ZM179 117V116H178ZM177 117V118H178ZM243 117L245 118V119H243ZM8 118V119H7ZM18 118L20 119V120H18ZM49 118H50V120L52 121V122H50V120H49ZM73 119V121H72V119ZM96 118H97V121H96ZM111 118V119H110ZM116 120H115V119ZM118 118V119H117ZM151 119V121H150V119ZM231 118V117H230ZM230 118L228 119V120H230ZM55 119H57L56 121L57 122H54L55 121ZM70 119H71V122L69 123L68 121H70ZM109 119H110V121H109ZM214 119V120H213ZM231 119H233V118H231ZM61 120V119H60ZM93 120H95V121H93ZM112 120L114 121V123H115V126H113V122H112ZM132 121V122H130L129 123V121ZM158 120H163L162 119V117H161V119H158ZM168 120V119H167ZM163 121L162 122V124L163 125H161V123L159 124V126H161V128L162 127H164V123L166 122L167 124V126L166 127H164V129H165V131L169 128V125L171 124L170 122H168V121ZM227 120V119H226ZM234 120V119H233ZM10 121V122H9ZM12 121H14L15 123H16V121H18L16 124H17V126H15L16 124H14V122H12ZM26 121V122H25ZM32 121H34L35 122V127L33 126L34 125V122H32ZM66 121H67V123H69V124H67L66 123ZM84 123H83V122ZM89 121V122H90ZM100 121H101V123H100ZM102 121H104V122H102ZM125 121H128V123L131 125L133 122H134V124L132 125V126H134V128L132 127L131 129H129L130 127H128V126H130V125H128V123H127V128L129 129V130H126L127 128H125V124L126 123H124ZM12 122V124L16 127V128H14V126H13V129L15 130H12V131H14L13 133L11 132V130H10V127H11V125H9L8 123H11ZM49 122V123H48ZM61 122H63V124L61 123ZM81 122V123H80ZM88 122V123H89ZM94 122V123H93ZM110 122H112L111 123V125H108V124H110ZM161 122V121H160ZM20 123V124H19ZM33 123V124H32ZM50 123H52V124H54V125H52V124H50ZM78 123H80V124H78ZM88 123H87V125H88ZM97 123V124H96ZM119 123V124H120ZM147 123V124H146ZM237 123V124H236ZM56 124H60L59 126L61 127V129H62V126L64 127V129H60V127L59 126H57ZM100 124V125H99ZM104 124H103V126H104ZM118 124V125H119ZM142 124V125H141ZM146 124V125H145ZM229 126H228V125ZM9 125V130H7V126ZM18 125H19V128L20 129H17L18 128ZM28 125V126H27ZM49 125H51V126H49ZM62 125V126H61ZM70 126V128H67V127H65V126ZM149 125V126H148ZM21 126V127H20ZM79 126V127H78ZM84 126V127H83ZM89 126V125H88ZM104 126V127H105ZM111 126H112V128H111ZM158 126V127H159ZM210 126V127H209ZM233 126V127H232ZM7 127V128H6ZM25 127V128H24ZM34 127V128H33ZM78 127V129L80 130V131H83V132H78V130L76 129ZM81 127V128H80ZM87 127V128H86ZM103 127V129H105ZM124 127V129L126 130V132H125V130H124V132H123V129L122 128ZM27 128V129H26ZM48 128H49V130H48ZM53 128L55 129V130H57L56 132H59L58 133V135H57V133H55V131H54V133L53 134H56V136L57 137H59V136H61L62 138H57L55 135H51V133L53 132L52 130H53ZM66 128V129H65ZM72 128V129H71ZM82 128H85V129H83L82 130ZM89 128V129H88ZM95 128V127H94ZM243 129V131H242V129ZM12 129V128H11ZM26 129V130H25ZM31 129H33V130H31ZM36 129V130H35ZM50 129H52L51 131H50ZM58 129H59V131H58ZM75 129V130H74ZM120 129H122V131L120 130ZM132 129H134V130H132ZM149 129H150V132L148 133V131H149ZM164 129L162 128L161 130L162 131H164ZM242 132H238L239 130ZM35 130V131H34ZM61 130V131H60ZM64 130H66L65 132H64ZM70 130V132H67V131H69ZM113 130V129H112ZM120 130V131H119ZM130 130H132L133 132H130ZM233 130H234V128H233ZM38 131L40 132V133H38ZM84 131H85V134H84ZM147 131V132H146ZM63 134H61V133ZM67 132V133H66ZM73 133L72 135H71V137L69 136L70 135V133ZM77 132V133H76ZM110 132V133H109ZM112 132V133H111ZM120 132H123V133H120ZM79 133V135H78V137H77V134ZM105 133V134H104ZM108 133H109V135L112 137V135L111 134H113V136L115 137H113V139L110 137V140H109V137H107V138H105L104 136H108ZM114 133H115V135H114ZM69 134V135H68ZM88 134V135H87ZM96 134V135H95ZM103 134V135H102ZM107 134V135H106ZM209 134V135H208ZM7 135V136H6ZM14 135V136H13ZM49 135H51V136H49ZM68 135V136H67ZM95 136L94 137V139H98L99 140V143H100V145L102 144V142H104V141H100V139L101 138H105V139H108V141H110L111 142V144H110V142H105L104 144H102V146H97V144H99L98 142H97V144H96V142L94 141V139L92 140V138L93 137H89V136ZM13 136V137H12ZM81 136L83 137V139H85L86 140V136L88 137L87 139L88 140H90L91 141V143H92V141L93 142H95V144L96 145H94L93 143V145L91 144V146L93 147H95V148H97L96 149V151L98 152L99 151V154L98 153H96L94 150L92 151V150H90L89 152L87 151V152H85V153H82V154H75L76 152H75V150L76 149H74V148H76L77 146H78V144L79 143H81V142H83V140L81 139ZM130 136V137H129ZM6 137H8L7 139H4V138ZM46 137H52V138H55V139H51V138H49L50 140H54V141H51V142H53V146L51 145V147L49 148V149H52V150H54V147H56L55 149H57V146H58V148H59V146L61 147V145H62V143H64V144H69V146H68V148H72L73 149V152H72V149H71V155H68V152H69V150L67 149V150H65V152H61V153H56V154H58L57 156H56V154H53V152H52V154H51V151L49 150V149H47L46 147H48V143H50V140L49 141H47V138ZM67 137V139H65ZM85 137V138H84ZM98 137V138H97ZM101 137V138H100ZM72 138L73 139H75V140H73V142L74 141H76V138H77V140L79 139V141H76V144L77 145H75V142L73 143L72 142ZM100 138V139H99ZM131 140H133V142L134 143H132V141H131V144L129 143V141H130V139ZM135 138V139H134ZM4 139V140H3ZM9 139V140H8ZM59 141V142H57V140ZM63 140V141H60V140ZM69 139H71L70 141H68ZM103 139H101V140H103ZM129 139V140H128ZM245 139V140H244ZM5 140H7L6 142H7V145H5V146H3V144H4V141ZM81 140V141H80ZM84 140V141H85ZM98 140H96V141H98ZM113 140H114V142H113ZM124 140H126V141H124ZM136 140V141H135ZM244 140V141H243ZM1 141H3V142H1ZM12 141V143H10ZM13 141H14V143H13ZM66 143H65V142ZM228 141H230L229 143H230V145H229V143H228ZM242 141V142H241ZM60 142H62V143H60ZM68 142V143H67ZM125 142H127L128 144H130V145H127V143H125ZM240 142L242 143V144H240ZM114 143V144H113ZM116 143V144H115ZM119 143H122V145L121 144H119ZM125 143V144H124ZM228 143V145H229V147H231V146H233L232 148L234 149H232V151L234 152H232V151H229V152H231V153H233L234 154V156H232L234 159H239V164H240V162H241V165H240V167H239V164H235L234 163V166H233V164L231 163L232 162V160H233V158L231 159L230 158V156H231V154H228V147H227V149H226V144ZM9 144V145H8ZM11 144V145H10ZM52 144V143H51ZM57 144V146H55V145ZM59 144V145H58ZM61 144V145H60ZM73 144V145H72ZM105 144H109V146L108 147H106L107 145H105ZM113 144V145H112ZM118 144V145H117ZM112 145V146H111ZM115 145V146H114ZM125 145V146H124ZM142 145V146H141ZM239 145V146H238ZM6 146H8V147H6ZM50 146V145H49ZM104 146H105V148H104ZM116 146H118L117 148H116ZM120 146V147H119ZM122 146V147H121ZM126 146H128V147H126ZM12 147V148H11ZM14 147V148H13ZM74 147V148H73ZM94 147H93V149H94ZM100 147H102V148H100ZM110 147H111V149L112 150H114L113 149V147L115 148V150H114V152L116 151L117 153H118V155H117V153H112L111 152V154H113V156L109 153L110 151H112L111 149H110ZM123 147H125V148H127V149H129V150H133L132 151V155H135V154H133V153H136V155L133 157V156H131L130 158L128 157V156H130L129 154H131V153H129V154H127V152H129V150H127L126 151V149L125 150H123ZM6 148H8L9 150H7ZM10 148L11 149H14V150H10ZM103 148L105 149V150H103ZM106 148H109V149H106ZM122 148V149H121ZM60 150H64V149H62V148H59ZM58 149V150H59ZM101 151H100V150ZM117 149V150H116ZM230 149V148H229ZM46 150H49V151H47L46 152ZM60 150H59V152H60ZM102 150H103V152H102ZM121 150H123L124 152L126 151V155L127 156H122L123 155V151H121ZM3 151H5L6 152V156H3L2 155V152ZM11 151V152H10ZM12 151H13V153H12ZM54 151H56V150H54ZM77 151V150H76ZM104 151H105V153H107L106 155H104L105 153H104ZM121 151V152H120ZM226 151H227V154H225L226 153ZM4 152V153H5ZM8 152V153H7ZM11 154H13V157L11 156L10 157V153ZM93 152H95V153H93ZM55 153V152H54ZM73 153V154H72ZM86 153H88V154H86ZM103 153V154H102ZM235 153H236V155H238V157L236 158V155H235ZM59 154H60V156H59ZM63 154H65L64 156H62ZM86 154V155H85ZM89 154H91L90 155V157H89ZM95 154V155H94ZM102 154V155H101ZM110 154V156H112L113 157V160L111 161V160H109V161H107V162H110V163H107V162H105L107 159H109L108 157V155ZM115 154H116V156H119V157H116L117 159H115L114 158V156H115ZM125 154V153H124ZM232 154V155H233ZM69 157H68V156ZM72 155H73V157L74 158H76L77 157V155H78V157H77V160H82V158L84 157V159L87 157L88 158V162H89V160H92L93 158H94V160H92V162H97L98 160H99V158L101 159V162H98V164L97 163H92V164H94L95 166H89V165H91L90 163H87V164H89L88 165V167H90L91 168V170H90V168L88 169V167H87V164L85 163V162H87V160L84 162V160H83V162H84V164H83V166H82V168L83 169H80L81 167V165H77L76 163H75V161H77V160H74L73 159V157H72ZM76 157H75V156ZM93 155H94V157H93ZM98 155H99V157H98ZM224 155H226V158H227V155H230V156H228L229 158H230V163L229 164H231V165H229V166H231V167H233V169L235 168V169H237L236 171H233V169L230 167H228V164L226 163V161H224V163H223V157H224ZM3 156V157H2ZM9 156V157H8ZM51 156H54L55 158L53 159V157H51ZM67 156V157H66ZM82 156V157H81ZM97 158H96V157ZM102 156V157H101ZM5 157V158H4ZM6 157H8V158H12L13 160V162H11V160H10V162H11V165L9 166V164H10V162L6 165V166H3V161H4V165H5V160L4 159H6ZM81 157V158H80ZM93 157V158H92ZM126 157V158H125ZM51 158V159H50ZM60 158H62V159H60ZM66 158V159H65ZM90 158V159H89ZM64 159H65V161H67V162H65L64 161ZM69 159H70V161H69ZM105 159V160H104ZM127 159V160H126ZM228 159V158H227ZM226 159V160H227ZM242 159H243V157H242ZM2 160V161H1ZM60 160V161H59ZM62 160V161H61ZM97 160V161H96ZM118 160V161H117ZM128 160H130V161H128ZM135 160V161H134ZM224 160H225V158H224ZM237 160H233L234 162H236V163H238L237 162ZM63 161H64V164H63ZM100 161V160H99ZM121 163H120V162ZM122 161H123V163H124V161L125 162H127L128 163V165H127V163L125 164L124 163V165H122ZM135 163V165H134V163ZM103 162H105V163H107V165L105 164V166H103L104 164H102ZM112 162V163H111ZM114 162V163H113ZM69 164L70 166H72L71 164H73V166H75V167H77L78 168V173H77V175H76V177H74V175L72 176V177H74V178H71V176H70V178H69V176L66 178V176H65V183L63 182L62 183V180H63V177L64 176H62V175H60V173L61 172H59V171H61V168H63V166H66V164ZM226 163V164H225ZM1 164H2V166H1ZM57 164V166H56V168L57 167H59V166H61V164H63L62 165V167L59 169L58 168V170L57 169H55V167H54V165H56ZM58 164H60L59 166H58ZM96 164L99 166L100 165V167H101V169H102V171L105 169L106 170V168L105 167H107L108 165L111 167L113 164H117L116 166L115 165H113L112 167L115 169V167L117 168L116 169V174H113V173H115L114 172V169H111L110 170V168H109V166L107 167V169L108 170H110V171H108V170H104L103 172H105L104 174H102V172H101V175H100V171H101V169H99L100 167H98V169H97V166H96ZM112 164V165H111ZM133 164V165H132ZM138 164H140V165H138V167H140L141 166V164L142 163H138ZM86 165V166H85ZM118 165H120V166H118ZM122 165V166H121ZM226 166V168H225V166ZM236 165H238V166H236ZM54 167L53 169H55V170H57V175L56 174H54V170L51 168V167ZM72 166V167H73ZM134 166H135V168H134ZM236 166V167H235ZM4 167V168H3ZM86 167V169H87V171L88 170H90V171H86L84 168ZM94 167V168H93ZM111 167V168H112ZM118 167H120L121 168V170H120V168H118ZM128 167V168H127ZM131 167H133V168H131ZM233 172V176H234V172H235V177H237L238 175V177H237V179L234 177V178H231L230 179V181L228 182V183H226L227 182V180H229V179H227L228 178V175H230V170L228 169V168ZM239 167V168H238ZM53 170H51V169ZM97 169V171L98 172H93L94 170L96 171V169ZM225 168V169H224ZM242 168V167H241ZM241 168L239 169L240 171H241ZM80 169V170H79ZM94 169V170H93ZM132 169H135V171H133ZM151 169V168H150ZM150 169H147V170H149L148 172H152V175H153V173H154V171H153V169H152V171L150 170ZM206 169V170H205ZM227 169V171H229V173L227 174V173H225V170ZM48 170V171H47ZM50 170L53 172V174L52 173H50ZM82 170H85L86 171V173H85V171H83L82 172ZM113 170V171H112ZM118 170H120V171H118ZM131 170V171H130ZM147 170H144V172L145 171H147ZM224 170V171H223ZM64 171V170H63ZM91 171L93 172V173H96L95 175L93 174V173H91ZM205 171V172H204ZM239 171V172H240ZM52 174V176L49 174ZM59 172V173H58ZM125 172H126V174H125ZM226 174H224V173ZM48 173V174H47ZM56 173V172H55ZM88 173H89V175L90 176H88ZM91 173V174H90ZM97 173H99V174H97ZM204 173V174H203ZM207 173H208V175H209V177H208V175H207ZM58 174L60 175V176H62V178L60 177H58L59 179H61V183L60 182H58V181H60L58 178L56 179V178H54L53 176L55 175V177L56 176H58ZM62 174L64 175V173L62 172ZM87 175V177H85L86 175ZM105 174H107V175H109L108 177H106L105 176ZM111 174H113V175H111ZM131 174V175H132ZM203 174V175H202ZM51 176V178H54V179H52L51 180V178L49 179V177ZM94 175V176H93ZM98 175V176H97ZM99 175H100V178H99ZM112 177H111V176ZM117 175H116V178H118L117 177ZM202 175V176H201ZM49 176V177H48ZM80 176V177H79ZM93 176V177H92ZM97 178H99L100 179V181L101 180H103V178L105 179V177L107 178V180L108 179H110L111 180V182L108 180V182L107 181H105V180H103L102 182H101V184L102 185H104L106 188L108 187V189H109V187H110V189L112 188V192L114 191H116L115 193H114V196H113V193L111 192V191H104V193H101V194H96V193H94L95 191H96V189H98L99 190V188L101 187L102 189H106L104 186H102L101 184H98L97 186H95L96 185V183L98 182V180L99 179H97ZM103 176V177H102ZM123 176L121 175V177L123 178ZM124 176V178H126V177H128V176H126L125 177ZM200 176H201V178H200ZM205 176V177H204ZM223 176H226L227 178H225V177H223ZM89 177V178H88ZM90 177H92L93 178V181H95V182H92V181H89V179H90ZM136 177V176H135ZM230 177H232V173H231V176H229V178ZM85 178H88L87 180H85ZM112 178V179H111ZM115 178V177H114ZM134 178V177H133ZM200 178V179H199ZM222 178L224 179V180H222ZM55 179H56V181H55ZM69 180L68 182L69 183H67L66 181L67 180ZM97 181H96V180ZM227 179V180H226ZM232 179H236V182L234 181V180H232ZM52 181V182H55V184H53L52 183V185L49 187L46 183H48L49 181ZM54 180V181H53ZM71 180H73V181H71ZM76 180V181H75ZM87 181L86 182V184H84L85 182L84 181ZM113 180V181H112ZM135 180H137V179H135ZM222 180V182H224V183H226V184H224V183H222L223 185H221V184H219V182ZM232 180V181H231ZM50 181V182H51ZM80 181V182H79ZM88 181L91 183L92 182V184H93V186H95V187H98L99 185H100V187H98V188H91L90 189V187H92L91 186V184L89 185V184H87L88 183ZM99 181V182H100ZM133 181H134V179H133ZM213 181H216V182H218V183H216V182H213ZM226 181V182H225ZM74 182H76V184H77V182H78V186H79V184L81 183V182H84V183H82V184H84L83 186H85V185H89V186H86V187H83V186H81L80 185V188L78 187V186H75L76 184H73ZM98 182V183H99ZM105 182V183H104ZM113 182H114V185L116 186V188H115V186H114V188H113V186H112V184H113ZM115 182H118V183H115ZM119 182H120V184H119ZM233 182V183H232ZM60 185H59V184ZM67 183V184H66ZM107 183H108V185H109V183H110V185L108 186L107 185ZM126 183H127V181H126ZM213 183H214V186H213ZM237 184V185H235V184ZM49 184V183H48ZM51 184V183H50ZM63 184H65V187L67 186V185H69V186H67V188H68V194L67 193H65V192H67V188H65L64 187V185ZM74 186H73V185ZM106 184V185H105ZM219 185V187H220V185L222 186V188H223V186L225 187V188H221V190H220V192H217L216 190H217V187L215 186V185ZM118 185V186H117ZM57 186V187H56ZM58 186H60V187H58ZM63 188H62V187ZM121 186H123L122 188H121ZM129 186V185H128ZM212 186V187H211ZM71 187H72V189H71ZM77 187V188H76ZM88 187V188H87ZM118 187H119V189H118ZM206 187H204V188H206ZM209 187V188H208ZM215 187V188H214ZM236 187V188H235ZM60 190L61 188V190L60 191H57L58 189ZM73 188L75 189L76 188V190H73ZM82 188H87V189H83V190H85V194H86V192H89L88 194L90 195L92 192L95 194V195H97L96 197L98 198H100L99 200H100V203L102 202V201H106V199H107V201L108 200H110V199H113V200H115V202H120V204H118V203H116L117 204V206L113 203V205L117 208L118 206H120L118 209H119V211L121 210V213L117 210V209H115L114 208V206L111 204L112 203V201L113 200H110L111 201V203H109V201L107 202H105V203H103L104 205L105 204H108V206L106 205L105 207L103 206V207H101V204L98 202V199H96L95 198V195H93V196H89V195H87L86 197H85V195H84V191H82ZM100 188V189H101ZM121 188V189H120ZM126 188V190H124ZM135 188H136V190H135ZM230 188V189H229ZM232 188V189H231ZM57 189V190H56ZM81 190L82 191V196H79L78 194L76 195V193H77V191L78 190ZM131 189V190H130ZM70 190V191H69ZM91 190H93L92 192H91ZM97 190V191H98ZM215 190V191H214ZM57 191V192H56ZM120 191V192H119ZM121 191H123V192H121ZM124 191L126 192V193H124ZM130 191H132L131 193H130ZM218 191H219V189H218ZM73 193L74 192V194H71V193ZM91 192V193H90ZM105 192H106V194H105ZM118 192H119V194H118ZM195 192V193H194ZM214 192V193H213ZM119 195H117V194ZM127 193H130V195L128 194L127 195ZM198 193H199V195H198ZM215 193H217V196H216V194ZM221 194L220 196H219V194ZM65 196H64V195ZM107 194H110V195H112V197H114V198H112L111 196H108ZM124 194H126V195H124ZM149 194V193H148ZM215 194V195H214ZM67 195V196H66ZM72 195V196H71ZM98 195H100V196H98ZM106 196V198H105V196ZM117 195V196H116ZM213 195V196H212ZM68 196H70L69 198H68ZM74 196V198H71V197H73ZM78 198V201H79V199H80V201H79V203H77V199H76V197ZM103 196V197H102ZM127 196V197H126ZM131 196V197H130ZM210 196H212V198L215 200L216 199V197L217 198H219V199H216V200H218L217 202H216V200L214 201V200H212V198H210L209 199V197ZM214 196H216L215 198H214ZM57 197V199L58 200H56L55 198ZM63 197V198H62ZM81 197V198H80ZM85 197V198H84ZM95 198L92 202L90 201V202H88L89 201V199L90 198ZM118 197V198H117ZM63 199V200H61V199ZM66 198H68V199H66ZM88 198V199H87ZM103 198H104V200H103ZM117 199V201H116V199ZM119 198H121L120 200H119ZM127 198H129V199H127ZM132 198V199H131ZM66 201H65V200ZM70 199V200H69ZM81 199H83V200H81ZM86 199V200H85ZM221 199H222V197H221ZM54 200H56V202L57 203H60V201H61V203L60 204H58V205H60L61 207H63V209L66 207L67 208V212H66V210H64V212L67 214L69 211V217L68 216H66L65 215V213L64 212H62V214L60 213V211L59 210H63V209H60L61 207H59L58 205H56L55 203H52V201L53 202H55ZM60 200V201H59ZM85 200V201H84ZM119 200V201H118ZM135 200V201H134ZM212 200V201H211ZM220 200V201H219ZM59 201V202H58ZM63 201H65L66 203H67V205H66V203L64 202V205H65V207H64V205H63ZM70 201H72L71 203H72V205L73 204H75L74 206H76V207H73V206H71L69 203H70ZM75 201V202H74ZM97 201V202H96ZM134 201V202H133ZM216 202V204L218 203V207H216V204L214 203V202ZM86 202L88 203V204H86ZM94 202V204H97V205H99L100 204V207L98 208V209H96L97 211H99V212H97L96 210H95V208L97 207V206H95V205H93L92 203ZM164 202H165V198H160V200H159V204H158V209H159V207L160 206H162L163 204H164ZM49 203H51V204H49ZM77 203V204H76ZM132 203H134V204H132ZM51 206V207H49V205ZM54 206H53V205ZM63 206H62V205ZM70 205V208L72 207L73 208V210H72V212H71V210H70V208H69V205ZM82 204V205H81ZM102 204V205H103ZM112 206H111V205ZM213 204V205H212ZM58 206V209H51L52 207L53 208H56V206ZM87 205V209L89 208V211H91L90 209L92 208V211H91V213L92 214H95V212H96V214L98 213H100L101 215H98V217L97 216H94L95 218H94V220L92 221V222H90L92 225L94 224V226H93V228L91 229V227H92V225L91 226H87V225H89V224H87V225H85V224H82V223H84V222H82L83 220H85V219H83V217H85V213H87L88 212V210L85 208V206ZM88 205H90L89 207H88ZM130 205H131V207H130ZM160 205V206H159ZM215 205V206H214ZM93 206V207H92ZM95 206V207H94ZM50 209H49V208ZM91 207V208H90ZM111 208L112 207V209L114 208V210H108L109 208ZM124 207V208H123ZM217 209H216V208ZM76 208V209H75ZM83 208H85V209H83ZM181 208V209H180ZM51 210V211H49V210ZM79 209V210H78ZM93 209H94V211L95 212H93ZM102 209V211L105 209V212H103V213H106V210H108L109 212H111V213H109L110 215H112L113 216V220L111 219V217L112 216H110V215H108V211H107V215L105 214V216H102V213H101V211L100 210ZM132 209V210H131ZM46 210V211H45ZM48 210V211H47ZM55 212L56 210L58 211H56V214L58 213V215H56V216H58V217H56V216H54V215H51L52 213H54L53 211ZM76 210H78L79 211V213H76L77 214V216H75L74 215V211H76ZM115 210H116V212H118V215H117V213H115ZM132 212H131V211ZM188 210V211H187ZM189 210H191L190 212H189ZM36 211V212H35ZM38 211V212H37ZM114 211V212H113ZM126 213V217H127V213H129V211L131 212L130 214H131V216H130V214H128V216L129 217H127L126 219L124 218V220H125V222H121L120 220L122 219L121 218V216H125V214H124V212ZM169 211V210H168ZM184 211V212H183ZM222 211V212H221ZM42 212V213H41ZM43 212H45V213H43ZM48 212H52L51 214L49 213V215L47 214ZM77 212V211H76ZM181 212H183L182 214H181ZM193 212H194V214H193ZM61 215H63V213H64V215L61 217V216H59L60 214ZM82 213H84V216L82 215ZM134 213V214H133ZM218 213V214H217ZM55 214V213H54ZM67 214V215H68ZM88 214V213H87ZM86 214V217H88L89 218V214H90V212H89V214L87 215ZM95 214V215H96ZM116 214V215H115ZM119 214H121V215H119ZM124 214V215H123ZM133 214V215H132ZM180 214V215H179ZM193 214V215H192ZM214 215V214H217V215H215L216 217H218V219L217 218H215V216H211V215ZM33 215H34V217H33ZM36 215V216H35ZM46 215V216H45ZM91 215V214H90ZM104 215V214H103ZM174 215H176V218H177V220H179V221H177V220H175L176 218H175V216ZM178 215V216H177ZM196 216V219H194L195 218V216ZM206 215H209V216H206ZM38 216V217H37ZM51 216H54V217H52V219L51 220H53V221H51V220H49L50 218H47V217H51ZM74 217V219L73 218H71V217ZM110 218H109V217ZM118 218H117V217ZM172 216H174V218L172 217ZM219 216H220V218H219ZM228 216V217H227ZM59 217H61V218H59ZM63 217H66V222H67V219L70 221H68V224L66 223V222H64L65 220H64V218ZM82 217V218H81ZM106 217V218H105ZM137 217V218H136ZM179 217V218H178ZM206 217V218H205ZM209 218V220H210V222H208V223H210V224H208V223H206V221H208V220H206V219H208ZM211 217V218H210ZM227 217V218H226ZM35 218H36V221H35ZM47 218V219H46ZM63 218V219H62ZM98 218V219H97ZM99 218H100V220H99ZM107 219V220H104V219ZM114 218H116V219H114ZM120 218V220L118 221V219ZM215 218V219H214ZM224 218V219H223ZM61 219V220H60ZM79 219H81L80 221H79ZM83 219V220H82ZM93 219V218H92ZM104 220V221H102V220ZM111 219V220H110ZM159 219L161 220V221H159ZM226 219V220H225ZM229 219V220H228ZM238 219H240V217H238ZM237 219V220H238ZM247 219V218H246ZM246 219H244L245 221H246ZM33 220V221H32ZM38 220H39V223H37L38 222ZM47 220H49V221H47ZM64 220V221H63ZM75 220V221H74ZM77 220H78V222H77ZM99 221V225L103 222V224H101V228H100V226L98 225V222H94V221ZM115 220V221H114ZM206 220V221H205ZM224 222H222V221ZM226 222H225V221ZM228 220V221H227ZM244 220L242 219V220H239L240 222H242V223H240V224H243L244 225V227H245V224H247L248 223V219H247V221L245 222V223H243L244 222ZM110 221V222H109ZM122 221H123V219H122ZM175 221V222H174ZM183 221V222H182ZM191 221V222H190ZM34 222L35 223H37V224H34ZM46 222H49V227H46V226H48V223H46ZM59 222H60V224H59ZM77 222V223H76ZM82 222V223H81ZM87 222V221H86ZM107 222V223H106ZM118 222H121V224L120 223H118V224H120V226L124 223L125 225L123 226H121L120 228L119 227H116V228H119V229H117L116 230V228H115V225L116 226H118L117 225V223ZM172 222L173 223H175L174 225L172 224ZM182 222V223H181ZM220 222H222V225H221V223ZM66 223V224H65ZM77 224V226H76V224ZM97 223V224H96ZM105 223V224H104ZM132 223V224H131ZM158 223V224H157ZM167 223V224H166ZM184 223H185V225H184ZM189 223H191L190 225L191 226H189ZM228 223V224H227ZM47 224V225H46ZM72 224H74V225H71ZM83 226H85V230H84V226L82 227L81 225ZM165 224H166V226H165ZM186 224H188V225H186ZM194 224V225H193ZM217 224V225H216ZM218 224H219V226H218ZM225 225V227H223L224 225ZM249 224V223H248ZM35 225H36V227H35ZM69 225H70V227H69ZM80 225V226H79ZM103 225V226H102ZM163 225H164V227L166 228V229H162L163 230V235L162 236H160L161 235V228H163ZM175 225H177V226H175ZM226 225H227V229H226ZM50 226H52V227H50ZM79 226V227H78ZM181 226V227H180ZM220 226H222L225 230H226V233H225V230L223 229V228H220ZM247 226V225H246ZM69 227V228H68ZM74 227H76V231H75V228ZM98 227V228H97ZM105 227V228H106ZM129 227V228H128ZM179 227V228H178ZM183 227V228H184ZM185 227V228H186ZM209 227V228H208ZM214 227H216V228H214ZM218 227L220 228V230H222V231H220L219 232V229H218ZM248 227V228H247ZM247 227H245L244 228V230H242V231H244V232H248L249 230H250V226H247ZM50 228V230H52V231H50V230H47V229H49ZM79 228H81L82 230H80ZM95 228H97V229H99V230H97V229H95ZM106 228V229H107ZM128 228V229H127ZM160 228V229H159ZM172 228V229H171ZM212 228V229H211ZM247 228V229H246ZM72 229V230H71ZM88 229V230H87ZM102 229V230H101ZM105 229V230H106ZM169 229V230H168ZM209 230V231H211L212 232V234L213 233H215L216 232V229H218L217 231L219 232V234H220V237L218 236L219 234L216 232L215 234H211L209 231H207V230ZM215 231H214V230ZM65 230V231H64ZM66 230H68V231H66ZM77 230H79L78 232H77ZM92 230H93V232H92ZM159 230V231H158ZM165 230V231H164ZM214 232H213V231ZM224 230V231H223ZM246 230V231H245ZM47 231V232H46ZM50 233H49V232ZM60 231H62V232H60ZM83 231V232H82ZM95 231V232H94ZM111 231V232H112ZM127 231V232H126ZM153 231V230H152ZM168 231V232H167ZM171 231L173 232V235H172V233H171ZM227 231L229 232V233H227ZM63 232H64V234H63ZM80 232H82V233H86V234H84V235H82ZM159 232V233H158ZM165 232V233H164ZM170 232V234H168ZM210 234H209V233ZM56 233V234H55ZM78 233V234H77ZM91 233H89L88 232V234H90L89 236H93V234H91ZM99 233V232H98ZM114 233V232H113ZM157 233V234H156ZM208 233V234H207ZM224 233V237H223V234ZM49 234V235H48ZM60 235V238L58 237L59 235ZM71 234V235H70ZM81 234V235H80ZM127 234H128V236H127ZM165 234H166V236H165ZM168 234V235H167ZM200 234H201V237H200ZM217 234V235H216ZM227 236H229V234L231 235L232 234V238H230V236L229 237H225L226 235ZM56 236V235H58L56 238H58V240L54 237V236ZM78 235L80 236V237H78ZM117 235V236H116ZM159 235V236H158ZM199 237V239L197 240H195V238H197V236ZM214 235H216V236H218V237H215ZM222 235V236H221ZM51 236H52V238H51ZM72 236H73V238L75 237V241L74 240H72L73 238H72ZM82 236V237H81ZM111 238H110V237ZM141 236H143V235H141ZM164 236V237H163ZM167 236H169V237H167ZM171 236H173V238H171ZM206 236V237H205ZM235 236V235H234ZM50 239H49V238ZM78 239H77V238ZM85 237H86V239H85ZM119 238V240L121 239V241H119L118 240V238ZM132 237V239H130ZM163 237V238H162ZM166 237V238H165ZM194 237V238H193ZM203 237H204V239H203ZM209 237V238H208ZM211 237V238H210ZM63 238H65V239H63ZM80 238V239H79ZM107 238V239H106ZM109 238H110V241L114 238V240H112L111 242L112 243H110V241H109ZM115 238H116V240H118V241H116L115 240ZM148 238V239H147ZM152 238H151V240L150 241H152ZM168 238H170V239H168ZM214 238V239H213ZM222 238H226L225 240L223 239L222 240ZM56 239V240H55ZM67 239H69L68 241H67ZM103 239V240H102ZM130 239V240H129ZM140 239H142V237L140 238ZM202 239H203V242H202ZM207 239V240H206ZM209 239V240H208ZM212 239V240H211ZM232 241H231V240ZM49 240H51L52 242H48ZM53 240H55V241H53ZM60 240H61V242H60ZM63 240V241H62ZM77 240H78V242H77ZM80 240V241H79ZM109 242V243H107V241ZM125 240V241H124ZM128 242H127V241ZM163 240H165V241H163ZM169 240H171V241H168ZM206 240V241H205ZM230 240V241H229ZM57 241H59L60 242V245H59V242L57 243ZM64 241H66V242H64ZM74 241V242H73ZM84 241V242H83ZM104 241H106V242H104ZM123 241V242H122ZM132 242L133 241V244L135 245H133V244H131L130 242ZM210 241V242H209ZM212 241V242H213ZM46 242H48V243H46ZM55 242V243H54ZM63 242V243H62ZM76 242V243H75ZM101 242H104V243H101ZM114 242V243H113ZM117 242V243H116ZM128 243V245H130V247H131V245H133L131 248L132 249H134V252H135V249H136V252H137V250H138V252L140 253V256H141V254H142V256L140 257V256H136V255H138V254H136L135 255V253L133 254L132 253V251L131 252H129V249L126 247H124L123 248V245H126L127 243ZM163 242H164V244H163ZM173 242H175V241H173ZM207 242V243H206ZM51 243L53 244V245H51ZM66 243H69V244H67L66 245V247H64L65 246V244ZM107 243V244H106ZM124 243V244H123ZM140 243V242H139ZM156 243H158L159 244V246H158V244H156ZM167 243H169V244H167ZM205 243V244H204ZM221 243V244H220ZM227 243V244H226ZM229 243V244H228ZM230 243H231V245H230ZM48 244H50L49 246H48ZM57 244V245H56ZM79 246H78V245ZM103 244V248H106V246H111V248H110V250L108 249V247H107V249L108 250H104L103 248H102V245ZM119 244V245H118ZM122 244V245H121ZM156 244V245H155ZM165 244H167V245H165ZM220 244V245H219ZM223 244V245H222ZM56 245V246H55ZM64 245V246H63ZM106 245V246H105ZM118 245V247H116ZM127 245V246H128ZM150 245L151 246H153V249H152V247H150ZM154 245L155 246H157L158 248L160 247L161 249L159 250L157 247L155 248L154 247ZM164 245H165V247H164ZM225 245V246H224ZM230 245V246H229ZM60 246H61V250L59 251V249H60ZM73 246H74V248L77 246V247H79V249L77 248V249H75L74 250V248H73ZM113 246H115L117 249H120V246H122L121 248L123 249V252L121 253L120 251H121V249L120 250H117L115 247H113ZM170 246V247H169ZM222 246H224V247H222ZM56 247H59V248H57L56 249ZM63 247V248H62ZM102 248V251H101V249H99V248ZM129 247V246H128ZM172 247V248H171ZM226 247V249L224 250L223 248H225ZM227 247H228V249H227ZM66 248V249H65ZM67 248H68V252H65L66 250H67ZM162 248H163V250H162ZM168 248H170V249H168ZM94 249V250H93ZM114 249V250H116V252H114V254H113V251L112 250ZM125 249H127V251H128V255L126 256V254H125V252H124V250ZM145 249L147 250V251H145ZM150 249H152V250H150ZM165 249V250H164ZM167 249V250H166ZM206 250V251H209L210 249H208V248H203L202 249V251L203 250ZM229 249H231V251H229ZM70 250H71V252H70ZM96 250H100L99 251V253H97L96 255H97V257L99 258V262H97V261H95V260H97L96 259V257H94V255H95V253H93L94 255L92 256V258L94 257V259H92L91 258V253H92V251L94 252V251H96ZM104 250V251H103ZM156 250H157V252H159L160 253V251L162 250V253L163 252H166V253H163V255H162V253H161V255L159 254V256H158V253L156 252ZM204 250V251H205ZM75 251V252H74ZM79 251H81V250H79ZM106 251H108L107 253H105ZM111 251V252H110ZM117 251H118V253H117ZM141 251V252H140ZM149 251V252H148ZM151 251V252H150ZM154 251V252H153ZM222 251V252H223ZM225 251V252H226ZM65 252V253H64ZM70 252V253H69ZM72 252L73 253H75V254H72ZM64 253V254H63ZM69 255H68V254ZM81 253H84V252H82L81 251ZM103 253H105V254H103ZM111 254V255H109V254ZM120 253L121 254H123V255H121L120 256ZM131 253L133 254V255H131ZM152 253V254H151ZM153 253L154 254H156L157 256H158V258H157V256L156 255H153ZM168 253V255H164V254H167ZM101 254H103V255H101ZM108 254V255H107ZM116 254V255H115ZM145 254V255H144ZM58 255H61V256H58ZM63 255V256H62ZM74 255V256H73ZM101 255V256H100ZM129 255H131L132 257L134 256V259L132 258V257H130L129 258ZM149 255H151V256H149ZM155 257V258H157V259H159L160 261H162V262H160L159 260H158V263H157V261L155 260V258L153 257V256ZM61 257L59 260H57L58 259V257ZM65 256V257H64ZM67 256L69 257V258H67ZM100 256V257H99ZM113 256L115 257V258H113ZM120 256V257H119ZM135 256L137 257V258H135ZM166 256H168V257H166ZM57 257V262H56V260H54V258H56ZM64 257V258H63ZM71 257V258H70ZM76 257V258H75ZM80 257V258H79ZM108 257V258H107ZM109 257H110V259H109ZM118 257V258H117ZM151 257H153V258H151ZM159 257H161V258H159ZM166 257V258H165ZM73 258V259H72ZM79 258V259H78ZM105 258V259H104ZM117 258V259H116ZM120 258H122V259H120ZM126 258H129V259H127L126 260ZM132 258V259H131ZM138 258H139V261H138ZM140 258H141V261H140ZM147 258H148V260H147ZM151 258V259H150ZM78 261H77V260ZM90 259H92V260H94L95 262L93 263H91L90 261H92V260H90ZM115 259V260H114ZM120 259V260H119ZM163 259V260H162ZM170 259H171V257H170ZM61 260H63V262L61 261ZM70 260H72L73 261V263H72V261L70 262ZM76 260V261H75ZM90 260V261H89ZM107 260V261H106ZM150 260V261H149ZM58 261H59V263H58ZM67 261H69V262H67ZM105 261V262H104ZM112 261V262H111ZM114 261V262H113ZM123 261V262H124ZM127 261V262H126ZM134 261V262H135ZM149 261V262H148ZM155 261V263H153ZM56 262V263H55ZM78 262V263H77ZM83 262H85V263H83ZM140 262V263H139ZM142 262V263H141ZM100 263V264H101ZM105 263V264H106ZM136 263V262H135ZM134 263V264H135ZM131 264H133V262H131ZM171 264H174V262L173 263H171Z\"/></svg>",
  "mask_w": 264,
  "mask_h": 264
}]
</instances>
